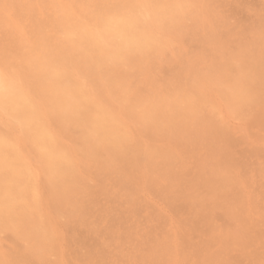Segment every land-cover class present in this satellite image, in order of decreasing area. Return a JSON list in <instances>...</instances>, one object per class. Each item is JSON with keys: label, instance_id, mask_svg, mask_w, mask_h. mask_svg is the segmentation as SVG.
<instances>
[{"label": "rangeland", "instance_id": "1", "mask_svg": "<svg viewBox=\"0 0 264 264\" xmlns=\"http://www.w3.org/2000/svg\"><path fill=\"white\" fill-rule=\"evenodd\" d=\"M0 1H1L0 4H2V5H0V15L3 16V17L2 16L0 17V58H1L0 59V80H1L0 81V87L4 86V84H5V86L3 88L1 87L2 89L0 91V96L2 98H4V99H2L0 97V104H1L0 105V110H1L0 111V113H1L0 114V141H1L0 142V146H1L0 147V149H1L0 150V162H1L0 163V199H1L0 200V206L2 204V207H3V208L0 207V223H1L0 224V264H7V263H9V264H19V263L20 264H27V263L28 264H128V263L133 264V262H134V264H144L145 262H146L145 264H264V256H263L264 255L263 254L264 253V106H263L264 105V103H263L264 102V66H263L264 65V0H187V2H186V0H181V2H180V0H173V1L172 0H169V1L168 0H161V1L156 0V1H158L157 3L155 0H151L152 3H150L149 0H134V1L133 0H120V1L119 0H97V2H96V0H92V2H91V0H89V3H88V0H78V1L77 0L76 1L75 0H16V1L15 0H0ZM183 1H185V3ZM51 2H52V4H51ZM54 2H55V4H54ZM104 2H105V4H104ZM106 2L108 3V5L106 4ZM133 2H136L137 8H136V4ZM159 2H160V5H159ZM59 3H60V5H58ZM96 3H99V4H97L98 6L96 5ZM122 3L126 7L124 5H122ZM186 3H187V5H184ZM73 4L76 6V8H74L75 6ZM79 4H81L82 7ZM134 4H135V7H134ZM138 4L140 6H138ZM156 4L158 5V8L156 7ZM167 4H169L168 5L169 7L167 6ZM173 4L177 5V6L175 7ZM6 5H8V6H6ZM66 5L68 7H66ZM148 5H149V7H148ZM5 6L7 7L8 12H7V9ZM33 6H34V8H32ZM105 6H106V8H104ZM150 6H152V7H150ZM178 6H179V8H178ZM56 7L58 9H56ZM80 7H81V9H80ZM124 7L126 8L127 11L125 10ZM155 7L157 8V10ZM181 7H184V9ZM82 8H84L83 11H85V13L84 12L83 13L85 15L80 13V12H82ZM110 8H111V10L108 11V9H110ZM134 8H136V9H134ZM154 8L156 11L154 10ZM164 8H166V9H164ZM3 9H5L6 11H4ZM52 9H53V11H52ZM102 9L104 12L102 11ZM105 9H107V10H105ZM116 9H118V11ZM131 9H133V10H131ZM28 10H30V11H28ZM63 10H66V11L68 10V11L65 12ZM123 10H125V11H123ZM183 10H185L187 12H185V11L183 12ZM191 10H193V11H191ZM115 11H116V13H118L119 11L120 12H119V14L116 15V13L114 14ZM128 11H129V13H128ZM131 11L133 12V14ZM135 11H136V15H135ZM159 11H160V14H162V15H159ZM4 12L9 13V14H4ZM13 12H14V14H12ZM29 12H31V13H29ZM56 12L59 14L56 15ZM108 12H110V13H108ZM138 12H140V13H138ZM122 13H123V15H122ZM163 13H165V14H163ZM176 13H178L179 15H177ZM188 13H189V15H188ZM11 14L14 16H11ZM138 14H140V15H138ZM142 14H144V15H142ZM182 14H184V16ZM62 15L63 16L65 15V17H63ZM78 15H80V16H78ZM95 15H96V17H95ZM118 15L119 16L121 15L124 18L121 16H120L121 17L120 18ZM129 15L130 16L132 15V17H130ZM134 15H135V17L137 16V18L133 17ZM174 15L176 17H174ZM113 16L115 18H113ZM160 16H161V19L164 17V20L162 19L161 22L159 21ZM125 17H127V18H125ZM145 17H146V19H145ZM156 17L158 18V20L156 19ZM169 17H171V18H169ZM181 17H183L185 19H183ZM39 18H41V19H39ZM63 18H65V20ZM69 18H71V19H69ZM112 18L115 20V22L113 21ZM172 18H174L175 20L177 19L178 21L176 20L177 21L176 22L174 19L172 20ZM67 19H69V20H67ZM96 19H97V21H96ZM127 19H129V20H127ZM135 19H136V21H135ZM180 19H181V21H180ZM116 20H119V22L121 24L119 22H117ZM125 20L127 21L126 23H125ZM138 20H140V21H138ZM165 20L168 22H166ZM169 20L172 23L169 22ZM48 21H50V22H48ZM66 21H67V23H66ZM173 21H175V22H173ZM9 22H11V23H9ZM15 22H17V23H15ZM36 22L39 24L37 25ZM56 22L60 23V25L58 23L56 25ZM70 22H72V25ZM108 22H110V23H108ZM155 22L157 23V25ZM144 23H146V24H144ZM161 23H162V25H161ZM166 23L168 25H166ZM20 24H21V26H20ZM116 24H117V26H116ZM126 24H128V25H126ZM49 25H50V27H49ZM131 25L134 26V28L131 27ZM158 25H159V27L160 26L161 27L159 28ZM169 25L171 28H169ZM173 25H175V26H173ZM62 26H63V29H62ZM126 26H127V28H126ZM138 26H139V29H137ZM163 26L165 27V29ZM21 27H22V29H21ZM71 27H72V29H71ZM113 27H114V29H113ZM135 27H137L136 30H138V31H135ZM13 28L16 31H14ZM77 28H79L80 30L79 29L77 30ZM108 28H111L113 31L111 29H108ZM167 28H168V30H167ZM124 29H125V31H124ZM157 29H159V30H157ZM23 30H24V32H23ZM65 30H67V31L65 32ZM108 30H110V31H108ZM130 30H131L132 34H131V32H129ZM146 30H148V31H146ZM45 31L47 32L46 34H45ZM97 31H98V34H97ZM134 31H135L136 35H134ZM158 31L161 33H158ZM167 31H171L172 33L167 32ZM67 32H68V34H67ZM73 32H75V33H73ZM83 32H85L86 34ZM127 32H129V34H127ZM150 32H151V34H149ZM164 32H166L167 34H165ZM39 33H40V37H39ZM42 33H44V35ZM54 34H55V36H54ZM145 34H147V36ZM33 35L35 37H33ZM113 35L114 36L116 35V36L114 37ZM128 35H130V36H128ZM102 36H104V37H102ZM59 37H60V39H59ZM120 37H122L123 39ZM142 37H145V38L142 39ZM23 38H24V40H23ZM46 38H48V39H46ZM126 38H128V39H126ZM33 39H34V41H33ZM80 39L81 40L83 39L84 42H83V40L80 41ZM49 40L51 42H49ZM60 40H62V41H60ZM72 40L74 41V44H72L73 43ZM104 40H106V41L103 43ZM108 40H110V41H108ZM124 40L128 41L127 42L128 46ZM141 40H142V42H141ZM144 40L146 42H143ZM23 41H24V44H23ZM46 41H47V43H46ZM149 41H151V42H149ZM39 43H41V44H39ZM77 43L79 46L77 45ZM90 43H92V45ZM108 43H110L111 46H113V45L114 46L108 47V45H110ZM112 43H113V45H112ZM129 43H133V44L129 45ZM148 43L149 44L151 43V44L146 45ZM53 44L54 45L57 44V46H53ZM58 44H60V46ZM89 44L91 45V47H89L90 46ZM167 44H168V47H166ZM38 45H40V46H38ZM66 45H67V47H65L66 48L65 49L64 46H66ZM75 45H77V46H75ZM81 45H82V47H81ZM86 45L89 48L86 47ZM154 45H155V48H154ZM139 46H141L142 49ZM148 46L150 47L151 50L149 49ZM223 46H224V48H223ZM58 47L59 48L61 47L62 49H59ZM99 47H101V48H99ZM151 47H153V48H151ZM220 47L223 48V50ZM97 48H99V49H97ZM104 48L107 49V51H105ZM108 48H110V49H108ZM112 48H114V49L116 48L117 51L112 49ZM120 48H121V50H120ZM146 48L148 49L149 52L146 51L147 50ZM61 50H63V51H61ZM66 50L72 51V52H68ZM92 50L94 51L93 53H92ZM128 50H129V52H127ZM160 50L162 51V53L160 52ZM55 51H57V52H55ZM140 51H142V52H140ZM45 52H46V54H45ZM122 52H123V54H122ZM130 52H133V53L130 54ZM154 52L158 56H156ZM107 53H110V54H107ZM98 54H100V55H98ZM125 54H127L128 56ZM45 55H47L48 57ZM102 55H104V56H102ZM105 55H107V56H105ZM140 55L143 58H141ZM60 56H61V58H60ZM78 56H79V58H77ZM90 56H92V57L94 56V57L92 58ZM116 56H118V57H116ZM257 56L260 57L261 59L262 58L263 59L261 60ZM36 57L38 58V60H35V59H37ZM53 57H55V58H53ZM71 57H73V59ZM74 58H75V60H74ZM110 58H113V59H110ZM231 58H233V59H231ZM12 59H14V60H12ZM15 59H19V60H15ZM64 59H65V61H63ZM123 59H128V60H123ZM130 59L133 61L131 62ZM223 59L227 60L226 63H225V61H221ZM229 59L232 60L231 63H230ZM238 59H239V61H238ZM27 60H29V61H27ZM60 60L63 62V64ZM1 61H3V62H1ZM5 61L7 63H5ZM121 61H122V65L120 64ZM237 61L240 63H238ZM247 61L250 63L249 65H248ZM100 62H101V64H100ZM115 62H116V65H115ZM234 62H236L235 64L237 66H235ZM257 62H259V63H257ZM27 63H29V64H27ZM45 63H46V66H45ZM241 63H244V65ZM47 64H48V67H47ZM106 64H107V66H106ZM112 64H114V65H112ZM223 64L225 65V67L229 64L228 67H230V68H227V67L225 68L224 66H222ZM12 65L15 67L13 68ZM35 65H36V67H35ZM117 65H118V67H117ZM216 65L219 68H217ZM43 66L47 69V71H46V69L42 68ZM90 66L93 67L94 69L91 68ZM220 66H222V67H220ZM246 66H248V67H246ZM252 66H253V68H251ZM254 66H256V67H254ZM78 67H80V68L78 69ZM207 67L208 68L211 67L210 69H212V67H213V69L209 70ZM73 68H75V69H73ZM102 68H103V70H101ZM107 68H108V70H107ZM248 68L252 69L254 72L252 70H251L252 72H250V70ZM262 68H263V71L261 70ZM53 69H54V71H53ZM84 69H86V70H84ZM99 69H100V71H97ZM222 69H223L224 73L222 72ZM225 69H227V70H225ZM245 69H246V72L244 71ZM16 70H18L19 73H17ZM44 70H45V73H44ZM106 70H107V72H105ZM52 71L54 72V74L55 73L56 74L53 75ZM60 71H62V72L60 74H58L57 72H60ZM204 71L205 72L209 71V72L205 73ZM79 72H81L82 74H80ZM92 72H94V73L96 72V73L94 74ZM188 72H190V73H188ZM219 72H221L223 74H221ZM259 72H261V73H259ZM20 73H22V74L20 75ZM71 73L73 75H71ZM236 73L239 75V77H238V75H236ZM248 73H249V75H248ZM34 74H37V75L33 76ZM50 74H52V75H50ZM193 74H194V76H193ZM226 74H227V76H226ZM253 74H254V76H253ZM59 75H61V76H59ZM195 75H196V77H195ZM211 75H213L214 78L215 77L216 78L214 79L213 76H211ZM241 75H243V76H241ZM52 76L53 77L55 76L56 78L55 77L53 78ZM198 76H200V77L198 78ZM40 77H41V79H40ZM42 77H44V79ZM209 77H211V79H209ZM222 77H223V79H222ZM21 78H23V79H21ZM185 78H187V79H185ZM195 78L197 80H194ZM200 78H203V80ZM25 79H26V81H25ZM52 79H55V80L52 81ZM213 79H214V81H213ZM220 79H221V81H220ZM33 80H34V82H33ZM56 80H57V82H56ZM110 80H112V81H110ZM210 80H212V81H210ZM215 80L217 82H215ZM243 80H245V81H243ZM113 81L114 82L116 81V82L114 83ZM45 82L48 85L45 84ZM184 82H186V83H184ZM188 82L190 84H188ZM218 82L222 85H218ZM222 82H225V84ZM240 82L242 83V85ZM248 82H250V83L248 84ZM8 83L11 84V86L6 85ZM175 83H177V84H175ZM211 83H213V84H211ZM226 83H228V84H226ZM18 84H20V85H18ZM53 85H55V87H53ZM160 85H162V86H160ZM165 85H167V87ZM188 85H190V87ZM193 85L195 87H193ZM225 85H226V88H225ZM245 85H246V87H245ZM27 86H29V87H27ZM43 86H45V87L43 88ZM120 86H122V87H120ZM154 86H156V87H154ZM158 86H160V87H158ZM217 86H220V88ZM15 87H17L18 89H16ZM41 87H42V89H41ZM46 87L48 89H46ZM157 87H158V89H157ZM180 87H183L180 89L181 92L178 90V88H180ZM7 88L9 89V91ZM29 88L33 89V90L31 91ZM83 88H84V90H83ZM123 88H126V90H124ZM191 88H192V90H191ZM195 88H197L198 91H196ZM238 88H239V90H238ZM254 88H256L255 89L256 91L254 90ZM23 89H26V90H23ZM59 89H61V90L59 91ZM115 89H117V90H115ZM129 89H131V91ZM132 89H133V91H132ZM221 89H223V90H221ZM249 89L251 90V92L248 91ZM34 90H36V91H34ZM66 90H68V91H66ZM108 90H110L112 93ZM118 90H120V91H118ZM225 90L227 92H225ZM52 91H54V92H52ZM63 91H65V92H63ZM99 91H100V93H99ZM102 91H103V93H102ZM115 91H117V92H115ZM126 91H128V92L126 93ZM134 91L136 94H134ZM155 91L158 94H155ZM220 91H222L223 95L220 94L221 93ZM21 92L23 95L21 94ZM37 92H39V93L42 92L41 94L43 96ZM76 92L78 93V95ZM108 92H110L112 95ZM118 92H121V94H119ZM130 92H131V94H130ZM175 92H177L179 94L176 95L177 93H175ZM216 92H217V94H216ZM228 92L231 94L229 95ZM237 92H238V94H237ZM13 93H14V95L12 96L11 94H13ZM34 93H36V94L34 95ZM43 93H45V94H43ZM115 93H117V94H115ZM124 93L126 95H124ZM153 93L155 95H153ZM173 93H175V94H173ZM16 94H17V96H16ZM72 94H75V96L73 97ZM99 94H100V96H99ZM113 94H115V95H113ZM144 94H146V95H144ZM191 94H193V95H191ZM253 94H254V96H253ZM4 95H7V96H4ZM39 95H40V97H39ZM135 95H137V96H135ZM140 95H141V97H140ZM23 96L26 98H24ZM32 96H35V98ZM64 96H65V98L63 99L62 97H64ZM82 96H84V97H82ZM117 96H119V97L116 98ZM131 96H133V97H131ZM146 96L148 97V99ZM192 96H194V98ZM18 97L19 98L22 97V98L19 99ZM48 97H49V99H48ZM99 97H100V99H99ZM40 98H42L41 101H43L44 104H43V102L40 101ZM66 98H68V99H66ZM119 98L120 99L122 98V100H120ZM140 98L142 101H140ZM190 98H191V100H190ZM206 98H208V99L204 101V99H206ZM232 98H234V99H232ZM65 99L69 102V104ZM101 99L104 101H102ZM135 99H136V101H135ZM153 99H155V100H153ZM4 100H6V101H4ZM144 100H145V102H144ZM161 100L163 101L164 104L161 102ZM181 100H183V102H186L187 100H189V101H187L189 104L185 105L183 102L182 103L180 102ZM208 100H209V104H207ZM261 100H263V101H261ZM70 101H72V102L70 103ZM84 101H85V103H84ZM88 101L90 103L93 102V103H91L92 105H90V103ZM115 101L117 102V104ZM192 101H194V102H192ZM21 102L22 103L24 102L23 103L24 107H23V105H20V104H22ZM53 102H55V103H53ZM64 102H65V106H64ZM73 102H74V104H72ZM105 102L107 104H105ZM131 102H132V104H131ZM122 103H123L124 107H123ZM129 103H130V105H129ZM136 103L138 104L137 106H136ZM179 103H181V104H179ZM60 104L62 105V107ZM66 104L69 107H67ZM110 104H111V107L113 106L112 107L113 109H111L110 106H108ZM192 104H193V106H192ZM210 104H211V106H210ZM226 104H227V106H226ZM257 104H258V108H257ZM45 105H46V107H44ZM105 105H107V106H105ZM159 105H161V106H159ZM190 105H191V107H190ZM5 106H7V108ZM52 106H54L53 109H52ZM92 106H93V110H92ZM98 106H100V107H98ZM119 106H121V107H119ZM125 106H127V107H125ZM131 106H132V108H131ZM142 106H143V108L145 107L144 108L145 110H143V111H141ZM164 106H165V109L163 108ZM225 106H226V108H225ZM259 106H261V107H259ZM64 107H66V108L64 109ZM122 107H123V109H122ZM185 107H187V108H185ZM192 107H194L193 109L195 111L192 110ZM33 108H35V110ZM43 108H45L49 111L47 112V110H45ZM108 108H110V109H108ZM207 108H209V109L207 110ZM248 108H250V109H248ZM5 109H6V112H5ZM50 109H52V110H50ZM71 109H73V112H71L72 111ZM116 109H118V110H116ZM121 109L125 113H123V111ZM126 109L129 110L128 113H127ZM154 109H155V111H154ZM183 109H186V110H183ZM214 109H216V110H214ZM256 109L259 111H257ZM53 110H54V112H53ZM91 110H92V112L90 113L89 111H91ZM138 110H139V112H138ZM181 110H183V111H181ZM235 110L238 112L237 114H235L236 113ZM250 110H252V111H250ZM260 110L263 112V114ZM67 111H68V113H67ZM163 111H164V113H163ZM228 111H230V112H228ZM231 111H232V113H231ZM9 112H10V114H9ZM46 112H47L48 116H47V114L45 115ZM81 112H82V114H81ZM87 112H88V115H85V114H87ZM93 112H95V115ZM106 112L108 114H111V116L108 115ZM159 112H161V113H159ZM210 112H212L213 114L210 115ZM51 113H54V115ZM61 113L64 115H62ZM118 113H119V115H118ZM254 113H255V115H254ZM67 114H68V116L66 118ZM106 114H107V116H106ZM146 114L148 115L149 118L146 117L147 116ZM165 114L167 116H165ZM4 115H6V117ZM11 115H12V117H11ZM15 115H17V118ZM103 115H105V118ZM181 115H182V117H181ZM61 116H62V119H60ZM71 116L74 118H72ZM218 116L220 117V119ZM231 116L232 117L234 116L236 119L234 117L232 119ZM64 117L66 119H68V120H66L67 122L65 121ZM81 117H82V119H81ZM125 117H126V119H125ZM6 118L8 120H6ZM107 118L110 120H108ZM135 118L137 119L136 121H135ZM163 118H165V119L163 120ZM39 119H40V121H42L43 124L40 123ZM46 119H48L49 122ZM51 119H52V121H51ZM143 119H144V121H142ZM152 119H154L153 122H152ZM73 120H76V121L72 122ZM126 120L129 122H127ZM162 120H163V122H162ZM112 121H114V122H112ZM119 121H120V123H122V121H123V123H122L123 125L119 124ZM237 121H238V123H236ZM244 121H246V122H244ZM53 122H54V124L52 125ZM68 122L72 123V125L69 124ZM106 122H107V124H111V125H108L110 127L106 126L107 125V124H105ZM241 122H244V123H241ZM5 123H7V124H5ZM76 123H78V124H76ZM87 123L88 124L90 123V124L88 125ZM99 124H101L102 126H100ZM166 124H167V127H166ZM244 124H246V125H244ZM247 124H248V126H247ZM78 125L80 127H78ZM223 125H225L227 127L225 128ZM40 126H41V129L43 131L39 130ZM122 126H124L125 129ZM140 126H141V128H144V130L141 129L143 131L139 130ZM192 126H193V129H192ZM261 126H262V128H261ZM72 127H74V128H72ZM91 127H94L95 129L94 128L92 129ZM179 127H180V129H179ZM181 127H183V128L181 129ZM234 127H236V128H234ZM252 127H253V129H252ZM12 128H14V129H12ZM166 128H167V130H166ZM237 128H239V129H237ZM97 129H99V130H97ZM186 129H187V131H186ZM247 129H249V130H247ZM63 130H65V131H63ZM86 130H88V133ZM111 130H112V132H111ZM113 130H115V131H113ZM155 130H156V132H155ZM159 130H160V132H159ZM229 130H230V132H229ZM234 130H235V132H234ZM261 130H263V132H261ZM225 131H226V133H225ZM23 132L26 134H24ZM30 132H32V133H30ZM105 132L107 133L106 134L107 136H105ZM117 132H118V134H117ZM185 132H186V134H185ZM246 132H247V134H246ZM1 133H2V135H1ZM36 133H37V135H36ZM169 133H170V135H169ZM180 133H181V135H180ZM201 133H203V134H201ZM17 134L19 136H16ZM44 134H46L47 137L44 136ZM64 134H66V135H64ZM140 134H142V135H140ZM35 135H36V138H35ZM147 135L148 136L150 135L149 136L150 138ZM155 135H157V136H155ZM160 135L163 137H161ZM24 136L26 137V139ZM75 136L77 139H75ZM81 136H83V137H81ZM114 136H116V138ZM181 136H182V138H181ZM71 137H72V139H71ZM108 137H110V139H108ZM123 137H125V138L123 139ZM168 137H169V139H167ZM176 137L178 139H176ZM21 138L22 139L24 138L25 140L24 139L22 140ZM231 138H232V140H231ZM256 138L258 139L259 142L257 141ZM38 139H41V140L39 141ZM111 139H113V140H111ZM148 139H150L151 141ZM194 139H195V141H194ZM227 139H228V141H227ZM229 139H230L231 143H229ZM19 140H20V142H19ZM49 140H52V143H51V141L49 142ZM165 140H167V141H165ZM34 141H36V142L34 143ZM173 141H175L174 142L175 145L173 144ZM31 142H32V144H31ZM47 142H48V144H47ZM73 142H74V145L76 147L73 145ZM23 143H25V144H23ZM78 143L80 146L78 145ZM81 143L83 145H81ZM135 143L138 145H136ZM227 143H229V144H227ZM259 143H261V145ZM88 144H91V145H88ZM121 144H123V145H121ZM141 144L143 145V147ZM9 145L11 147H9ZM21 145L23 147H21ZM35 145H36L35 149L37 150V152L35 149H33L35 147ZM52 145H54V147H52ZM133 145H136V146H133ZM177 145H178V147H177ZM228 145L230 148L228 147ZM2 146H4V147H2ZM99 146L101 149L99 148ZM108 146H112V147H108ZM139 146H140V148H139ZM158 146H161V147H158ZM180 146H182V147H180ZM12 147L16 148V149L14 150ZM74 147H75V149H74L75 151L73 150ZM78 147H80V148H78ZM58 148H60V149H58ZM148 148L150 150H148ZM158 148H159V150H158ZM9 149H10V151H9ZM44 149H46L47 152ZM48 149H49L50 153H49ZM78 149L80 150V152ZM89 149H91V150H89ZM2 150H4V151H2ZM105 150H110L112 153L110 151H105ZM138 150H140V151H138ZM147 150H148V152H147ZM33 151H35V154ZM51 151L53 153H51ZM153 151H154V153H153ZM167 151H170L172 153H167ZM190 151L192 153H190ZM16 152H17V154H16ZM31 152H33V154ZM160 152H162L163 154L161 155ZM211 152H214V153H211ZM80 153H81V155H80ZM125 153H126V155H125ZM47 154H49V155H47ZM55 154H59V155L55 156ZM77 154H79V155L77 156ZM91 154H94V155H91ZM95 154H98L99 156L98 155L96 156ZM154 154H156V155H154ZM16 155L18 156V158ZM22 155H23V157H22ZM35 155H37L39 158ZM60 155H62L63 157H61ZM33 156H35V160H34ZM79 156L82 157V159ZM108 156H110L111 159L108 158ZM113 156H115V157H113ZM152 156H154V157H152ZM156 156H158L159 158H157ZM162 156H166L169 159L166 157L163 158ZM176 156H177V160L175 158ZM210 156H211V158H209ZM49 157L51 160L48 159ZM160 157H162V158H160ZM11 158H12V160H11ZM27 158H28V160H27ZM40 158H43L45 161L47 160V162H44V160L41 159L42 160L41 164H43V165L47 164L46 166H42L40 164V162H39V161H41ZM61 158L65 162H62ZM85 158L88 161L84 160ZM14 159H16V160H14ZM52 159H54V160L56 159V160L53 161ZM57 159H59V160H57ZM64 159H66V160H64ZM90 159H93V160H90ZM154 159L156 160V162ZM181 159H183V160H181ZM1 160H3V161H1ZM131 160H132V162H131ZM150 160H152V162ZM168 160H169V162H168ZM5 161L8 163H6ZM15 161H16V164H15ZM108 161H110V162H108ZM153 161H154V163H153ZM215 161H216V163H215ZM12 162H13V164H12ZM80 162H82V163L80 164ZM99 162H100V164H99ZM125 162H127V163H125ZM186 162L188 163L187 165H186ZM194 162H196V163H194ZM93 163H95L97 166ZM102 163H104V164H102ZM106 163H110V164L106 165ZM117 163L120 165H118ZM181 163H183V164H181ZM24 164H26V165H24ZM68 164H70L71 166ZM193 164H194V166H193ZM184 165L187 167H185ZM227 165H230V166L227 167ZM19 166L22 169H20ZM108 166H110V167H108ZM149 166H150V169H149ZM151 166H153V168ZM23 167H25V168H23ZM119 167H121V169ZM234 167H235V169H234ZM10 168H11V171L8 170ZM46 168H48V169H46ZM35 169H36V171H34ZM94 169H96V170H94ZM155 169H157V171ZM186 169H188V170H186ZM216 169H218V170H216ZM24 170L25 171L27 170V171L25 172ZM99 170H100V172H99ZM158 170H160V171H158ZM179 170H181V172H179ZM230 170L234 171L235 173L232 171L230 172ZM3 171H5L6 173ZM16 171H18V172H16ZM59 171H61V172H59ZM171 171H172V174H171ZM205 171H206V174H205ZM213 171H215V172H213ZM10 172H13V173L9 174ZM42 172L44 173L43 175H45V176L41 175ZM97 172H99V173H97ZM199 172H200V174H199ZM14 173H16V174H14ZM49 173H51V174H49ZM62 173H63V176L61 175ZM108 173H110V174H108ZM112 173H114V174H112ZM150 173H152V174H150ZM158 173H159V177H158ZM174 173L176 176L174 175ZM48 174L51 175V177H53V178L48 176ZM56 174H57V176H55ZM58 174H60L61 176ZM66 174H69L70 177H68V175H66ZM87 174H89L90 176ZM151 175H152V178H151ZM205 175H207V176H205ZM1 176L5 177L6 179L2 178ZM7 176H8V178H7ZM10 176H11V178H10ZM42 176L46 177L47 180L42 178ZM78 176H79V178H78ZM148 176H150V177H148ZM234 176L236 177V179ZM244 176H245V178H244ZM16 177H17V179H15ZM57 177H58V180H57ZM108 177H110V178H108ZM118 177H120V178L118 179ZM48 178H49V180L50 179L51 180L49 181ZM63 178H65V179H63ZM116 178H117V180H115ZM149 178L151 180L150 183H149ZM161 178H162V180H161ZM207 178L208 179L210 178L211 182H209L210 180H208ZM227 178H229V179H227ZM74 179H75V181H74ZM147 179H148V181H147ZM153 179H154V181H152ZM225 179H227V180H225ZM9 180H11V181H9ZM79 180H80V182H79ZM118 180H119V182H118ZM158 180H159V183H158ZM163 180L165 183L163 182ZM43 181H48L50 183L47 182L48 183L47 187H44L47 183L44 182L45 185H42V184H44ZM13 182L16 184L14 185ZM228 182L231 186L228 184ZM232 182L234 184H232ZM6 183H7V185H6ZM143 183H144V185H143ZM177 183H180V185ZM224 183H225V185H223ZM243 183L246 184L245 185L246 187H244ZM9 184H10V186H9ZM22 184H23V187H22ZM32 184L34 185V187ZM68 184H70V186ZM123 184L124 185L126 184V186H124ZM220 184H222L223 186H220ZM5 185L9 189L6 188ZM50 185L52 188L50 187ZM64 185H66V186H64ZM132 185H134V186H132ZM234 185H236V186H234ZM247 185H249L250 187L248 186L249 187L248 188ZM48 186H49V188H48ZM62 186H64V187H62ZM20 187L22 188L23 191L20 189ZM66 187L68 189H66ZM73 187L75 190L77 189L75 195H74L75 190L73 191V189H72ZM175 187H176V189H175ZM211 187L212 188L214 187V188L212 189ZM237 187H238V189H237ZM45 188H46V192L44 190ZM54 188H56V189H54ZM124 189L126 192L124 191ZM127 190H129V192ZM243 190H244V192H243ZM252 191L254 192V194L252 193ZM7 192H9V193H7ZM47 192H49V193H47ZM116 192H117V194H116ZM230 192H231V194H230ZM31 193H34V194H31ZM51 193H52V195H51ZM69 193H70V195H69ZM122 193H124V194H122ZM247 193H248V195H246ZM48 194L50 196L54 195L53 196L54 198L51 197V199H49L50 196ZM58 195H60V196H58ZM78 195H80V196H78ZM45 196L47 197V200H46ZM63 196H65V197H63ZM34 197L36 200L33 199ZM142 197L145 199H143ZM242 197L245 199L243 200ZM22 199H23V201H22ZM8 200H9V202H8ZM73 200L76 202H74ZM80 200H82V202ZM46 201L49 203H46ZM50 201H51V203H50ZM90 201L92 202V204L90 203ZM248 201H249V203H248ZM13 202H14L15 206L11 205V203L13 204ZM27 202H29V203H27ZM147 203H149V204H147ZM215 203H216V205H215ZM245 203H246V205H245ZM247 203L250 206V208L247 206ZM253 203H254V205H253ZM7 204H9V205H7ZM23 204H25V206ZM29 205H32V206H29ZM43 205H45V206L43 207ZM157 205H159V206H157ZM12 207L14 208L13 211H12ZM83 207H85V208H83ZM6 208H9V209L5 210ZM27 208L28 209L31 208V209L28 210ZM46 208L48 209V211ZM246 208H249V209H246ZM33 209L36 211L38 210V211L35 212ZM88 209H89V211H87ZM256 210H258V211H256ZM31 211H33V212H31ZM23 212L26 214H24ZM48 212H49V214H48ZM204 212H205V214H204ZM246 212H247V214H246ZM252 214H253V220L254 221L251 219ZM24 215H26V216H24ZM53 216H55L56 218ZM171 217H173L174 220ZM232 217H234V218H232ZM40 218H41V220H40ZM249 218H250V220H249ZM48 219H49V221H48ZM163 219H165V220H163ZM214 219L216 221H214ZM234 219H235V221H234ZM258 219H259V221H258ZM262 219H263V221H262ZM32 220H34V221H32ZM35 220H36V222H35ZM42 220L44 223L42 222ZM172 221H174V222H172ZM175 222H177V223H175ZM8 223H10V224H8ZM43 224H45V225L43 226ZM12 226L15 228L13 229ZM177 226H178V228H177ZM218 227H219V230H218ZM17 228H19V229H17ZM188 228H190V229L188 230ZM193 228H194V230H193ZM55 231H56V233H55ZM179 232H180L181 237L179 235ZM185 232L186 233L188 232L189 234L188 233L186 234ZM177 234L179 235L178 237H177ZM51 235H53V236H51ZM227 237H228V239H227ZM252 237H253V239H252ZM21 238H23V239H21ZM20 239H21V241H20ZM255 239H256V241L258 239V241L256 242ZM166 240H167V242H166ZM178 240H179V242H178ZM180 240H182V242H180ZM185 240L186 241L190 240L189 244H188V242L186 243ZM219 240H220V242L222 241L221 243L223 245L221 243H219ZM259 241H260V244H259ZM183 242H185V243L183 244ZM63 243L66 245H64ZM228 243H229V245H228ZM241 243H242V245H241ZM152 244L155 246H153ZM30 245H33V246H30ZM171 245H173V246H171ZM192 245H193V247H192ZM36 246H37V248H36ZM45 246H46V250H45ZM187 246H189V247H187ZM202 246H203V248H202ZM155 247L157 249H155ZM177 247L182 248V249H179ZM209 247H210V249H209ZM233 247H235V248H233ZM66 248H68L67 249L68 251L66 250ZM161 250H162V252H161ZM223 250H224V252H223ZM64 251H65V254H64ZM66 251L68 252V254ZM16 252H17V254H16ZM179 252H180V254H179ZM217 252H218V254H217ZM152 253H153V255H152ZM170 253H171V255H170ZM194 253H195V255H194ZM260 254H262V256ZM63 255H65V256H63ZM66 255H67V257H66ZM148 255H149V257H148ZM125 256H126V258H125ZM191 256L194 258H192ZM8 257H10L11 260ZM31 257H32V259H31ZM56 257H57V260H54V259H56ZM252 257H253V259H252ZM132 258H133V260H132ZM12 259L15 260V262ZM65 259H67V260L65 261ZM159 259H161V260H159ZM16 260H17V262H16ZM137 260L139 263L137 262ZM214 260H215V263H214ZM74 261H75V263H74ZM180 261H183L184 263L183 262L181 263ZM224 261H225V263H224ZM174 262H176V263H174Z\"/></svg>", "mask_w": 264, "mask_h": 264}, {"label": "bare ground", "instance_id": "2", "mask_svg": "<svg viewBox=\"0 0 264 264\" xmlns=\"http://www.w3.org/2000/svg\"><path fill=\"white\" fill-rule=\"evenodd\" d=\"M15 1H16V0H15ZM75 1H76V0H75ZM77 1H78V0H77ZM119 1H120V0H119ZM133 1H134V0H133ZM149 1H150V3H152L151 0H149ZM155 1H156V0H155ZM160 1H161V0H160ZM168 1H169V0H168ZM172 1H173V0H172ZM0 2H1V1H0ZM65 2H66V1H65ZM79 2H80V1H79ZM91 2H92V0H91ZM96 2H97V0H96ZM113 2H114V1H113ZM126 2H127V1H126ZM146 2H147V1H146ZM153 2H154V1H153ZM157 2H158V1H156V3H157ZM180 2H181V0H180ZM183 2L185 3V1H183ZM186 2H187V0H186ZM8 3H9V2H8ZM31 3H32V2H31ZM40 3H41V2H40ZM44 3H45V2H44ZM84 3H85V2H84ZM88 3H89V0H88ZM94 3H95V2H94ZM116 3H117V2H116ZM118 3H119V2H118ZM133 3L136 4V2H133ZM133 3H132V4H133ZM148 3H149V2H148ZM154 3H155V2H154ZM163 3H164V2H163ZM168 3H169V2H168ZM172 3H173V2H172ZM13 4H14V3H13ZM51 4H52V2H51ZM54 4H55V2H54ZM90 4H91V3H90ZM97 4H99V3H96V5H97ZM100 4H101V3H100ZM104 4H105V2H104ZM106 4L108 5L107 2H106ZM125 4H126V3H125ZM135 4H134V7H135ZM146 4H147V3H146ZM181 4H182V3H181ZM0 5H2V4H0ZM3 5H4V4H3ZM56 5H57V4H56ZM58 5H60V3H59ZM62 5H63V4H62ZM73 5H74V4H73ZM76 5H77V4H76ZM79 5L81 6V4H79ZM79 5H78V6H79ZM91 5H92V4H91ZM101 5H102V4H101ZM107 5H106V6H107ZM122 5H124V4L122 3ZM127 5H128V4H127ZM150 5H151V4H150ZM152 5H153V4H152ZM159 5H160V2H159ZM168 5H169V4H167V6H168ZM170 5H171V4H170ZM173 5H174V4H173ZM179 5H180V4H179ZM184 5H187V3L184 4ZM184 5H183V6H184ZM6 6H8V5H6ZM6 6H5V7H6ZM37 6H38V5H37ZM39 6H40V5H39ZM50 6H51V5H50ZM74 6H75V5H74ZM94 6H95V5H94ZM97 6H98V5H97ZM106 6H105L104 8H106ZM124 6H125V5H124ZM128 6H129V5H128ZM138 6H140V5L138 4ZM174 6L176 7L177 5H174ZM180 6H181V5H180ZM40 7H41V6H40ZM47 7H48V6H47ZM59 7H60V6H59ZM63 7H64V6H63ZM66 7H68V6L66 5ZM81 7H82V6H81ZM81 7H80V9H81ZM83 7H84V6H83ZM88 7H89V6H88ZM88 7H87V8H88ZM95 7H96V6H95ZM117 7H118V6H117ZM125 7H126V6H125ZM125 7H124V8H125ZM129 7H130V6H129ZM148 7H149V5H148ZM150 7H152V6H150ZM156 7L158 8V5H157V4H156ZM156 7H155V8H156ZM168 7H169V6H168ZM184 7H185V6H184ZM184 7H181V8L184 9ZM29 8H30V7H29ZM32 8H34V6H33ZM43 8H44V7H43ZM74 8H76V6H75ZM84 8H85V7H84ZM84 8H82V12H80V13H82V14L85 13V11H83ZM99 8H100V7H99ZM102 8H103V7H102ZM104 8H103V9H104ZM112 8H113V7H112ZM118 8H119V7H118ZM130 8H131V7H130ZM136 8H137V4H136ZM136 8H134V9H136ZM155 8H154V10H155ZM157 8H156V10H157ZM161 8H162V7H161ZM178 8H179V6H178ZM6 9H7V7H6ZM35 9H36V8H35ZM56 9H58V8L56 7ZM85 9H86V8H85ZM103 9H102V11H103ZM143 9H144V8H143ZM164 9H166V8H164ZM3 10L6 11L5 9H3ZM41 10H42V9H41ZM50 10H51V9H50ZM50 10H49V11H50ZM92 10H93V9H92ZM105 10H107V9H105ZM110 10H111V8L108 9V11H110ZM116 10L118 11V9H116ZM125 10H126V8H125ZM125 10H123V11H125ZM131 10H133V9H131ZM152 10H153V9H152ZM156 10H155V11H156ZM170 10H171V9H170ZM1 11H2V10H1ZM28 11H30V10H28ZM52 11H53V9H52ZM63 11L67 12L68 10H67V11H66V10H63ZM75 11H76V10H75ZM126 11H127V10H126ZM138 11H139V10H138ZM162 11H163V10H162ZM162 11H161V12H162ZM168 11H169V10H168ZM184 11H185V10H183V12H184ZM188 11H189V10H188ZM191 11H193V10H191ZM7 12H8V9H7ZM39 12H40V11H39ZM41 12H42V11H41ZM44 12H45V11H44ZM58 12H59V11H58ZM65 12H64V13H65ZM83 12H84V13H83ZM103 12H104V11H103ZM119 12H120V11H119ZM119 12L116 13V11H115L114 14L116 13V15H117V14H119ZM131 12H132V11H131ZM140 12H141V11H140ZM140 12H138V13H140ZM145 12H146V11H145ZM149 12H150V11H149ZM151 12H152V11H151ZM164 12H165V11H164ZM176 12H177V11H176ZM179 12H180V11H179ZM181 12H182V11H181ZM185 12H187V11H185ZM29 13H31V12H29ZM49 13H50V12H49ZM86 13H87V12H86ZM90 13H91V12H90ZM93 13H94V12H93ZM93 13H92V14H93ZM99 13H100V12H99ZM108 13H110V12H108ZM123 13H124V12H123ZM123 13H122V15H123ZM128 13H129V11H128ZM156 13H157V12H156ZM174 13H175V12H174ZM1 14H2V13H1ZM4 14H9V13H5V12H4ZM12 14H14V12H13ZM12 14H11V16H14V15H12ZM53 14H54V13H53ZM57 14H59V13L56 12V15H57ZM69 14H70V13H69ZM82 14H81V15H82ZM95 14H96V13H95ZM132 14H133V12H132ZM147 14H148V13H147ZM157 14H158V13H157ZM163 14H165V13H163ZM176 14L179 15L178 13H176ZM180 14H181V13H180ZM186 14H187V13H186ZM37 15H38V14H37ZM41 15H42V14H41ZM41 15H40V16H41ZM43 15H44V14H43ZM84 15H85V14H84ZM93 15H94V14H93ZM96 15H97V14H96ZM96 15H95V17H96ZM106 15H107V14H106ZM124 15H125V14H124ZM135 15H136V11H135ZM135 15H134L133 17H135ZM138 15H140V14H138ZM142 15H144V14H142ZM152 15H153V14H152ZM159 15H162V14H160V11H159ZM182 15L184 16V14H182ZM188 15H189V13H188ZM191 15H192V14H191ZM1 16H2V15H0V17H1ZM8 16H9V15H8ZM62 16H63V15H62ZM78 16H80V15H78ZM97 16H98V15H97ZM104 16H105V15H104ZM104 16H103V17H104ZM114 16H115V15H114ZM114 16H113V18H115ZM118 16H119V15H118ZM120 16H121V15H120ZM120 16H119V17H120ZM125 16H126V15H125ZM129 16H130V15H129ZM153 16H154V15H153ZM166 16H167V15H166ZM180 16H181V15H180ZM185 16H186V15H185ZM2 17H3V16H2ZM57 17H58V16H57ZM63 17H65V15H64ZM111 17H112V16H111ZM121 17H123V16H121ZM121 17H120V18H121ZM130 17H132V15H131ZM149 17H150V16H149ZM157 17H158V16H157ZM157 17H156V19L158 20ZM174 17H176V16L174 15ZM4 18H5V17H4ZM59 18H60V17H59ZM61 18H62V17H61ZM81 18H82V17H81ZM91 18H92V17H91ZM113 18H112V19H113ZM123 18H124V17H123ZM125 18H127V17H125ZM128 18H129V17H128ZM135 18H137V16H136ZM152 18H153V17H152ZM166 18H167V17H166ZM169 18H171V17H169ZM181 18H183V17H181ZM13 19H14V18H13ZM39 19H41V18H39ZM63 19L65 20V18H63ZM69 19H71V18H69ZM69 19H67V20H69ZM88 19H89V18H88ZM97 19H98V18H97ZM97 19H96V21H97ZM100 19H101V18H100ZM106 19H107V18H106ZM112 19H111V20H112ZM132 19H133V18H132ZM145 19H146V17H145ZM162 19L164 20V17H163ZM162 19H161V16H160L159 21L161 22ZM173 19H174V18H172V20H173ZM183 19H185V18H183ZM11 20H12V19H11ZM49 20H50V19H49ZM57 20H58V19H57ZM90 20H91V19H90ZM101 20H102V19H101ZM121 20H122V19H121ZM127 20H129V19H127ZM140 20H141V19H140ZM140 20H138V21H140ZM170 20H171V19H170ZM170 20H169V22H171ZM174 20H175V19H174ZM176 20H177V19H176ZM176 20H175V21H176ZM2 21H3V20H2ZM8 21H9V20H8ZM37 21H38V20H37ZM43 21H44V20H43ZM45 21H46V20H45ZM60 21H61V20H60ZM86 21H87V20H86ZM88 21H89V20H88ZM98 21H99V20H98ZM113 21L115 22L114 19H113ZM116 21L119 22V20H116ZM122 21H123V20H122ZM135 21H136V19H135ZM165 21H166V20H165ZM175 21H173V22H175ZM177 21H178V20H177ZM177 21H176V22H177ZM180 21H181V19H180ZM3 22H4V21H3ZM41 22H42V21H41ZM41 22H40V23H41ZM48 22H50V21H48ZM58 22H59V21H58ZM58 22H56V25H57ZM68 22H69V21H68ZM73 22H74V21H73ZM76 22H77V21H76ZM126 22H127V21L125 20V23H126ZM141 22H142V21H141ZM166 22H168V21H166ZM9 23H11V22H9ZM15 23H17V22H15ZM62 23H63V22H62ZM66 23H67V21H66ZM70 23H71V25H72V22H70ZM80 23H81V22H80ZM97 23H98V22H97ZM108 23H110V22H108ZM108 23H107V24H108ZM111 23H112V22H111ZM119 23H120V22H119ZM119 23H118V24H119ZM135 23H136V22H135ZM155 23H156V22H155ZM155 23H154V24H155ZM171 23H172V22H171ZM171 23H170V24H171ZM182 23H183V22H182ZM36 24L38 25L39 23L36 22ZM51 24H52V23H51ZM58 24L60 25V23H58ZM99 24H100V23H99ZM105 24H106V23H105ZM120 24H121V23H120ZM144 24H146V23H144ZM158 24H159V23H158ZM31 25H32V24H31ZM42 25H43V24H42ZM47 25H48V24H47ZM62 25H63V24H62ZM69 25H70V24H69ZM76 25H77V24H76ZM79 25H80V24H79ZM88 25H89V24H88ZM95 25H96V24H95ZM100 25H101V24H100ZM126 25H128V24H126ZM156 25H157V23H156ZM161 25H162V23H161ZM166 25H168V24L166 23ZM180 25H181V24H180ZM20 26H21V24H20ZM74 26H75V25H74ZM74 26H73V27H74ZM102 26H103V25H102ZM116 26H117V24H116ZM118 26H119V25H118ZM129 26H130V25H129ZM129 26H128V27H129ZM142 26H143V25H142ZM147 26H148V25H147ZM173 26H175V25H173ZM28 27H29V26H28ZM32 27H33V26H32ZM38 27H39V26H38ZM44 27H45V26H44ZM49 27H50V25H49ZM52 27H53V26H52ZM60 27H61V26H60ZM60 27H59V28H60ZM90 27H91V26H90ZM103 27H104V26H103ZM119 27H120V26H119ZM131 27L134 28V26H132V25H131ZM143 27H144V26H143ZM158 27H159V25H158ZM160 27H161V26H160ZM160 27H159V28H160ZM163 27H164V26H163ZM166 27H167V26H166ZM177 27H178V26H177ZM7 28H8V27H7ZM19 28H20V27H19ZM34 28H35V27H34ZM46 28H47V27H46ZM79 28H80V27H79ZM79 28H77V30H78ZM104 28H105V27H104ZM124 28H125V27H124ZM126 28H127V26H126ZM136 28H137V27H135V31H138V30H136ZM169 28H171L170 25H169ZM178 28H179V27H178ZM13 29H14V28H13ZM21 29H22V27H21ZM62 29H63V26H62ZM65 29H66V28H65ZM71 29H72V27H71ZM73 29H74V28H73ZM108 29H111V28H108ZM113 29H114V27H113ZM119 29H120V28H119ZM137 29H139V26H138ZM144 29H145V28H144ZM146 29H147V28H146ZM164 29H165V27H164ZM40 30H41V29H40ZM46 30H47V29H46ZM48 30H49V29H48ZM51 30H52V29H51ZM79 30H80V29H79ZM81 30H82V29H81ZM111 30H112V29H111ZM148 30H149V29H148ZM148 30H146V31H148ZM157 30H159V29H157ZM167 30H168V28H167ZM170 30H171V29H170ZM9 31H10V30H9ZM14 31H16V30L14 29ZM35 31H36V30H35ZM42 31H43V30H42ZM52 31H53V30H52ZM54 31H55V30H54ZM62 31H63V30H62ZM66 31H67V30H65V32H66ZM82 31H83V30H82ZM108 31H110V30H108ZM112 31H113V30H112ZM124 31H125V29H124ZM135 31H134V35H136V34H135ZM172 31H173V30H172ZM174 31H175V30H174ZM23 32H24V30H23ZM32 32H33V31H32ZM118 32H119V31H118ZM129 32H131V30H130ZM129 32H127V34H129ZM167 32L172 33L171 31H167ZM17 33H18V32H17ZM37 33H38V32H37ZM46 33H47V32L45 31V34H46ZM48 33H49V32H48ZM73 33H75V32H73ZM83 33H85V32H83ZM137 33H138V32H137ZM139 33H140V32H139ZM143 33H144V32H143ZM158 33H161V32L158 31ZM164 33L167 34L166 32H164ZM18 34H19V33H18ZM28 34H29V33H28ZM42 34L44 35V33H42ZM52 34H53V33H52ZM63 34H64V33H63ZM65 34H66V33H65ZM67 34H68V32H67ZM70 34H71V33H70ZM70 34H69V35H70ZM80 34H81V33H80ZM85 34H86V33H85ZM97 34H98V31H97ZM99 34H100V33H99ZM101 34H102V33H101ZM122 34H123V33H122ZM125 34H126V33H125ZM131 34H132V32H131ZM149 34H151V32H150ZM168 34H169V33H168ZM175 34H176V33H175ZM43 35H42V36H43ZM48 35H49V34H48ZM59 35H60V34H59ZM82 35H83V34H82ZM103 35H104V34H103ZM140 35H141V34H140ZM140 35H139V36H140ZM145 35L147 36V34H145ZM145 35H144V36H145ZM152 35H153V34H152ZM12 36H13V35H12ZM46 36H47V35H46ZM46 36H45V37H46ZM54 36H55V34H54ZM60 36H61V35H60ZM63 36H64V35H63ZM67 36H68V35H67ZM84 36H85V35H84ZM113 36H114V35H113ZM115 36H116V35H115ZM115 36H114V37H115ZM126 36H127V35H126ZM128 36H130V35H128ZM19 37H20V36H19ZM33 37H35V36L33 35ZM39 37H40V33H39ZM78 37H79V36H78ZM86 37H87V36H86ZM102 37H104V36H102ZM105 37H106V36H105ZM132 37H133V36H132ZM174 37H175V36H174ZM42 38H43V37H42ZM52 38H53V37H52ZM52 38H51V39H52ZM73 38H74V37H73ZM73 38H72V39H73ZM87 38H88V37H87ZM120 38H122V37H120ZM134 38H135V37H134ZM144 38H145V37H142V39H144ZM148 38H149V37H148ZM152 38H153V37H152ZM152 38H151V39H152ZM157 38H158V37H157ZM27 39H28V38H27ZM39 39H40V38H39ZM46 39H48V38H46ZM59 39H60V37H59ZM59 39H58V40H59ZM63 39H64V38H63ZM67 39H68V38H67ZM102 39H103V38H102ZM111 39H112V38H111ZM122 39H123V38H122ZM126 39H128V38H126ZM160 39H161V38H160ZM23 40H24V38H23ZM82 40H83V39H82ZM82 40L80 39V41H82ZM120 40H121V39H120ZM146 40H147V39H146ZM156 40H157V39H156ZM158 40H159V39H158ZM33 41H34V39H33ZM36 41H37V40H36ZM40 41H41V40H40ZM47 41H48V40H47ZM47 41H46V43H47ZM60 41H62V40H60ZM63 41H64V40H63ZM70 41H71V40H70ZM72 41H73V40H72ZM78 41H79V40H78ZM105 41H106V40H104L103 43H104ZM108 41H110V40H108ZM111 41H112V40H111ZM114 41H115V40H114ZM124 41H125V40H124ZM137 41H138V40H137ZM154 41H155V40H154ZM49 42H51V41L49 40ZM57 42H58V41H57ZM83 42H84V40H83ZM115 42H116V41H115ZM115 42H114V43H115ZM118 42H119V41H118ZM125 42H126V44H127L128 41H125ZM141 42H142V40H141ZM143 42H146V41L144 40ZM149 42H151V41H149ZM158 42H159V41H158ZM160 42H161V41H160ZM33 43H34V42H33ZM46 43H45V44H46ZM66 43H67V42H66ZM66 43H65V44H66ZM80 43H81V42H80ZM110 43H111V42H110ZM110 43H108V44H110ZM120 43H121V42H120ZM164 43H165V42H164ZM20 44H21V43H20ZM23 44H24V41H23ZM39 44H41V43H39ZM45 44H44V45H45ZM72 44H74V41H73ZM86 44H87V43H86ZM90 44L92 45V43H90ZM90 44H89V45H90ZM118 44H119V43H118ZM122 44H123V43H122ZM130 44H133V43H129V45H130ZM150 44H151V43H150ZM150 44L148 43V44H146V45H150ZM156 44H157V43H156ZM160 44H161V43H160ZM16 45H17V44H16ZM49 45H50V44H49ZM49 45H48V46H49ZM58 45L60 46V44H58ZM68 45H69V44H68ZM77 45H78V43H77ZM77 45H75V46H77ZM91 45H90L89 47H91ZM102 45H103V44H102ZM112 45H113V43H112ZM116 45H117V44H116ZM142 45H143V44H142ZM146 45H145V46H146ZM161 45H162V44H161ZM8 46H9V45H8ZM19 46H20V45H19ZM26 46H27V45H26ZM38 46H40V45H38ZM53 46H57V44H56V45L53 44ZM70 46H71V45H70ZM78 46H79V45H78ZM105 46H106V45H105ZM113 46H114V45H113ZM113 46H111V44L108 45V47H113ZM120 46H121V45H120ZM127 46H128V44H127ZM132 46H133V45H132ZM158 46H159V45H158ZM164 46H165V45H164ZM22 47H23V46H22ZM43 47H44V46H43ZM61 47H62V46H61ZM61 47H60V48L58 47V48H59V49H62ZM65 47H67V45L64 46V48H65ZM72 47H73V46H72ZM81 47H82V45H81ZM86 47H88V46L86 45ZM89 47H88V48H89ZM118 47H119V46H118ZM133 47H134V46H133ZM139 47H141V46H139ZM148 47H149V46H148ZM166 47H168V44L166 45ZM17 48H18V47H17ZM41 48H42V47H41ZM45 48H46V47H45ZM56 48H57V47H56ZM88 48H87V49H88ZM92 48H93V47H92ZM94 48H95V47H94ZM99 48H101V47H99ZM99 48H97V49H99ZM151 48H153V47H151ZM154 48H155V45H154ZM161 48H162V47H161ZM164 48H165V47H164ZM220 48H221V47H220ZM223 48H224V46H223ZM223 48H221V49L223 50ZM10 49H11V48H10ZM13 49H14V48H13ZM32 49H33V48H32ZM35 49H36V48H35ZM50 49H51V48H50ZM65 49H66V48H65ZM68 49H69V48H68ZM79 49H80V48H79ZM97 49H96V50H97ZM108 49H110V48H108ZM112 49H114V48H112ZM122 49H123V48H122ZM141 49H142V47H141ZM141 49H140V50H141ZM146 49H147V48H146ZM149 49H150V47H149ZM170 49H171V48H170ZM20 50H21V49H20ZM37 50H38V49H37ZM89 50H90V49H89ZM94 50H95V49H94ZM104 50L107 51V49H105V48H104ZM114 50H116V48H115ZM120 50H121V48H120ZM129 50H130V49H129ZM129 50H128L127 52H129ZM150 50H151V49H150ZM162 50H163V49H162ZM13 51H14V50H13ZM24 51H25V50H24ZM38 51H39V50H38ZM61 51H63V50H61ZM66 51H68V50H66ZM79 51H80V50H79ZM98 51H99V50H98ZM116 51H117V50H116ZM131 51H132V50H131ZM133 51H134V50H133ZM146 51H148V49H147ZM158 51H159V50H158ZM55 52H57V51H55ZM68 52H72V51H68ZM93 52H94V51L92 50V53H93ZM112 52H113V51H112ZM140 52H142V51H140ZM140 52H139V53H140ZM148 52H149V51H148ZM156 52H157V51H156ZM160 52L162 53L161 50H160ZM223 52H224V51H223ZM35 53H36V52H35ZM42 53H43V52H42ZM89 53H90V52H89ZM120 53H121V52H120ZM131 53H133V52H130V54H131ZM139 53H138V54H139ZM154 53H155V52H154ZM259 53H260V52H259ZM45 54H46V52H45ZM50 54H51V53H50ZM56 54H57V53H56ZM78 54H79V53H78ZM107 54H110V53H107ZM122 54H123V52H122ZM147 54H148V53H147ZM150 54H151V53H150ZM260 54H261V53H260ZM260 54H259V55H260ZM22 55H23V54H22ZM31 55H32V54H31ZM48 55H49V54H48ZM52 55H53V54H52ZM61 55H62V54H61ZM76 55H77V54H76ZM98 55H100V54H98ZM120 55H121V54H120ZM125 55H127V54H125ZM136 55H137V54H136ZM145 55H146V54H145ZM152 55H153V54H152ZM155 55H156V53H155ZM35 56H36V55H35ZM38 56H39V55H38ZM45 56H47V55H45ZM70 56H71V55H70ZM72 56H73V55H72ZM87 56H88V55H87ZM102 56H104V55H102ZM105 56H107V55H105ZM111 56H112V55H111ZM114 56H115V55H114ZM114 56H113V57H114ZM127 56H128V55H127ZM127 56H126V57H127ZM153 56H154V55H153ZM156 56H158V55H156ZM20 57H21V56H20ZM29 57H30V56H29ZM47 57H48V56H47ZM84 57H85V56H84ZM90 57H92V56H90ZM93 57H94V56H93ZM93 57H92V58H93ZM98 57H99V56H98ZM116 57H118V56H116ZM126 57H125V58H126ZM129 57H130V56H129ZM138 57H139V56H138ZM140 57H141V55H140ZM160 57H161V56H160ZM257 57H258V56H257ZM13 58H14V57H13ZM36 58H37V57H36ZM53 58H55V57H53ZM53 58H52V59H53ZM60 58H61V56H60ZM71 58L73 59V57H71ZM77 58H79V56H78ZM107 58H108V57H107ZM122 58H123V57H122ZM136 58H137V57H136ZM141 58H143V57H141ZM227 58H228V57H227ZM227 58H226V59H227ZM258 58H260V57H258ZM0 59H1V58H0ZM9 59H10V58H9ZM21 59H22V58H21ZM28 59H29V58H28ZM47 59H48V58H47ZM99 59H100V58H99ZM102 59H103V58H102ZM110 59H113V58H110ZM137 59H138V58H137ZM137 59H136V60H137ZM144 59H145V58H144ZM231 59H233V58H231ZM260 59H261V58H260ZM262 59H263V58H262ZM262 59H261V60H262ZM12 60H14V59H12ZM12 60H11V61H12ZM15 60H19V59H15ZM35 60H38V58L35 59ZM58 60H59V59H58ZM74 60H75V58H74ZM88 60H89V59H88ZM123 60H128V59H123ZM130 60H131V59H130ZM136 60H135V61H136ZM142 60H143V59H142ZM257 60H258V59H257ZM261 60H260V61H261ZM27 61H29V60H27ZM50 61H51V60H50ZM52 61H53V60H52ZM56 61H57V60H56ZM60 61H61V60H60ZM63 61H65V59H64ZM71 61H72V60H71ZM83 61H84V60H83ZM85 61H86V60H85ZM132 61H133V60H131V62H132ZM140 61H141V60H140ZM140 61H139V62H140ZM221 61H225V63H226L227 60H224V59H223V60H221ZM229 61H230V63H231L232 60L229 59ZM238 61H239V59H238ZM238 61H237V62H238ZM243 61H244V60H243ZM243 61H242V62H243ZM258 61H259V60H258ZM1 62H3V61H1ZM9 62H10V61H9ZM35 62H36V61H35ZM61 62H62V61H61ZM69 62H70V61H69ZM78 62H79V61H78ZM81 62H82V61H81ZM97 62H98V61H97ZM112 62H113V61H112ZM118 62H119V61H118ZM218 62H219V61H218ZM247 62H248V61H247ZM5 63H7V62L5 61ZM19 63H20V62H19ZM29 63H30V62H29ZM29 63H27V64H29ZM40 63H41V62H40ZM40 63H39V64H40ZM48 63H49V62H48ZM56 63H57V62H56ZM64 63H65V62H64ZM93 63H94V62H93ZM93 63H92V64H93ZM106 63H107V62H106ZM142 63H143V62H142ZM221 63H222V62H221ZM225 63H224V64H225ZM227 63H228V62H227ZM235 63H236V62H234V64H235ZM238 63H240V62H238ZM257 63H259V62H257ZM8 64H9V63H8ZM10 64H11V63H10ZM14 64H15V63H14ZM14 64H13V65H14ZM21 64H22V63H21ZM62 64H63V62H62ZM71 64H72V63H71ZM82 64H83V63H82ZM98 64H99V63H98ZM100 64H101V62H100ZM104 64H105V63H104ZM120 64L122 65V61L120 62ZM120 64H119V65H120ZM224 64H223L222 66L225 67ZM241 64L244 65V63H241ZM249 64H250V63L248 62V65H249ZM2 65H3V64H2ZM6 65H7V64H6ZM13 65H12V66H13ZM15 65H16V64H15ZM43 65H44V64H43ZM52 65H53V64H52ZM52 65H51V66H52ZM90 65H91V64H90ZM93 65H94V64H93ZM110 65H111V64H110ZM112 65H114V64H112ZM115 65H116V62H115ZM125 65H126V64H125ZM226 65H227V64H226ZM228 65H229V64H228ZM228 65H227L226 67H227V68H230V67H228ZM232 65H233V64H232ZM232 65H231V66H232ZM253 65H254V64H253ZM257 65H258V64H257ZM4 66H5V65H4ZM10 66H11V65H10ZM21 66H22V65H21ZM45 66H46V63H45ZM66 66H67V65H66ZM99 66H100V65H99ZM106 66H107V64H106ZM222 66H220V67H222ZM233 66H234V65H233ZM235 66H237V65L235 64ZM263 66H264V65H263ZM6 67H7V66H6ZM14 67H15V66H13V68H14ZM35 67H36V65H35ZM47 67H48V64H47ZM62 67H63V66H62ZM90 67H91V66H90ZM117 67H118V65H117ZM123 67H124V66H123ZM216 67H217V65H216ZM216 67H215V68H216ZM224 67H223V68H224ZM226 67H225V68H226ZM239 67H240V66H239ZM239 67H238V68H239ZM246 67H248V66H246ZM254 67H256V66H254ZM17 68H18V67H17ZM27 68H28V67H27ZM42 68L46 69L44 66H43ZM65 68H66V67H65ZM79 68H80V67H78V69H79ZM91 68H93V67H91ZM192 68H193V67H192ZM207 68H208V67H207ZM207 68H206V69H207ZM210 68H211V67H210ZM210 68H208V69H209V70H212V69H213V67H212V69H210ZM217 68H219V67H217ZM217 68H216V69H217ZM249 68H250V67H249ZM249 68H248V69H249ZM251 68H253V66H252ZM18 69H19V68H18ZM22 69H23V68H22ZM28 69H29V68H28ZM51 69H52V68H51ZM73 69H75V68H73ZM93 69H94V68H93ZM111 69H112V68H111ZM235 69H236V68H235ZM254 69H255V68H254ZM2 70H3V69H2ZM6 70H7V69H6ZM13 70H14V69H13ZM24 70H25V69H24ZM36 70H37V69H36ZM36 70H35V71H36ZM76 70H77V69H76ZM80 70H81V69H80ZM84 70H86V69H84ZM88 70H89V69H88ZM101 70H103V68H102ZM107 70H108V68H107ZM107 70H106L105 72H107ZM200 70H201V69H200ZM225 70H227V69H225ZM225 70H224V71H225ZM239 70H240V69H239ZM249 70H250V72L253 71L252 69H249ZM251 70H252V71H251ZM259 70H260V69H259ZM261 70L263 71V68H262ZM35 71H34V72H35ZM46 71H47V69H46ZM53 71H54V69H53ZM53 71H52V72H53ZM57 71H58V70H57ZM81 71H82V70H81ZM97 71H100V69L97 70ZM196 71H197V70H196ZM196 71H195V72H196ZM206 71H207V70H206ZM230 71H231V70H230ZM237 71H238V70H237ZM244 71L246 72V69H245ZM16 72L19 73L18 70H16ZM24 72H25V71H24ZM49 72H50V71H49ZM61 72H62V71L57 72V73L60 74ZM190 72H191V71H190ZM190 72H188V73H190ZM197 72H198V71H197ZM197 72H196V73H197ZM201 72H202V71H201ZM204 72H205V71H204ZM208 72H209V71H208ZM208 72H205V73H208ZM222 72H223V69H222ZM238 72H239V71H238ZM253 72H254V71H253ZM41 73H42V72H41ZM44 73H45V70H44ZM64 73H65V72H64ZM75 73H76V72H75ZM79 73L82 74L81 72H79ZM90 73H91V72H90ZM92 73H94V72H92ZM95 73H96V72H95ZM95 73H94V74H95ZM103 73H104V72H103ZM108 73H109V72H108ZM199 73H200V72H199ZM213 73H214V72H213ZM219 73H221V72H219ZM223 73H224V72H223ZM223 73H221V74H223ZM259 73H261V72H259ZM21 74H22V73H20V75H21ZM23 74H24V73H23ZM26 74H27V73H26ZM37 74H38V73H37ZM37 74H34L33 76H35V75H37ZM55 74H56V73H55ZM55 74H54V72H53V75H55ZM88 74H89V73H88ZM104 74H105V73H104ZM186 74H187V73H186ZM186 74H185V75H186ZM200 74H201V73H200ZM202 74H203V73H202ZM209 74H210V73H209ZM11 75H12V74H11ZM24 75H25V74H24ZM39 75H40V74H39ZM50 75H52V74H50ZM64 75H65V74H64ZM68 75H69V74H68ZM71 75H73V74L71 73ZM90 75H91V74H90ZM102 75H103V74H102ZM206 75H207V74H206ZM206 75H205V76H206ZM236 75H238V74L236 73ZM248 75H249V73H248ZM25 76H26V75H25ZM33 76H32V77H33ZM59 76H61V75H59ZM69 76H70V75H69ZM82 76H83V75H82ZM85 76H86V75H85ZM186 76H187V75H186ZM193 76H194V74H193ZM200 76H201V75H200ZM200 76H198V78H199ZM209 76H210V75H209ZM211 76H213V75H211ZM220 76H221V75H220ZM220 76H219V77H220ZM222 76H223V75H222ZM226 76H227V74H226ZM241 76H243V75H241ZM241 76H240V77H241ZM244 76H245V75H244ZM253 76H254V74H253ZM20 77H21V76H20ZM52 77H53V76H52ZM54 77H55V76H54ZM54 77H53V78H54ZM64 77H65V76H64ZM183 77H184V76H183ZM195 77H196V75H195ZM238 77H239V75H238ZM24 78H25V77H24ZM42 78L44 79V77H42ZM46 78H47V77H46ZM55 78H56V77H55ZM62 78H63V77H62ZM83 78H84V77H83ZM95 78H96V77H95ZM192 78H193V77H192ZM213 78H214V76H213ZM215 78H216V77H215ZM215 78H214V79H215ZM217 78H218V77H217ZM259 78H260V77H259ZM21 79H23V78H21ZM27 79H28V78H27ZM40 79H41V77H40ZM105 79H106V78H105ZM185 79H187V78H185ZM189 79H190V78H189ZM200 79L203 80V78H200ZM209 79H211V77H209ZM214 79H213V81H214ZM222 79H223V77H222ZM228 79H229V78H228ZM240 79H241V78H240ZM30 80H31V79H30ZM48 80H49V79H48ZM53 80H55V79H52V81H53ZM59 80H60V79H59ZM72 80H73V79H72ZM83 80H84V79H83ZM114 80H115V79H114ZM117 80H118V79H117ZM194 80H197V79L195 78ZM207 80H208V79H207ZM218 80H219V79H218ZM253 80H254V79H253ZM0 81H1V80H0ZM25 81H26V79H25ZM36 81H37V80H36ZM42 81H43V80H42ZM110 81H112V80H110ZM110 81H109V82H110ZM180 81H181V80H180ZM210 81H212V80H210ZM220 81H221V79H220ZM222 81H223V80H222ZM224 81H225V80H224ZM243 81H245V80H243ZM2 82H3V81H2ZM2 82H1V83H2ZM30 82H31V81H30ZM33 82H34V80H33ZM56 82H57V80H56ZM70 82H71V81H70ZM113 82H114V81H113ZM115 82H116V81H115ZM115 82H114V83H115ZM215 82H217V81L215 80ZM26 83H27V82H26ZM37 83H38V82H37ZM37 83H36V84H37ZM54 83H55V82H54ZM184 83H186V82H184ZM192 83H193V82H192ZM222 83L225 84V82H222ZM228 83H229V82H228ZM228 83H226V84H228ZM240 83H241V82H240ZM249 83H250V82H248V84H249ZM20 84H21V83H20ZM20 84H18V85H20ZM29 84H30V83H29ZM45 84H47V83L45 82ZM60 84H61V83H60ZM68 84H69V83H68ZM72 84H73V83H72ZM112 84H113V83H112ZM175 84H177V83H175ZM188 84H190V83L188 82ZM195 84H196V83H195ZM198 84H199V83H198ZM211 84H213V83H211ZM230 84H231V83H230ZM245 84H246V83H245ZM6 85H10V86H11V84H9V83L6 84ZM31 85H32V84H31ZM47 85H48V84H47ZM47 85H46V86H47ZM110 85H111V84H110ZM151 85H152V84H151ZM170 85H171V84H170ZM172 85H173V84H172ZM218 85H222V84H220V83L218 82ZM241 85H242V83H241ZM241 85H240V86H241ZM4 86H5V84H4ZM4 86H1V87L3 88ZM80 86H81V85H80ZM86 86H87V85H86ZM112 86H113V85H112ZM146 86H147V85H146ZM160 86H162V85H160ZM160 86H158V87H160ZM165 86L167 87V85H165ZM174 86H175V85H174ZM178 86H179V85H178ZM188 86L190 87V85H188ZM215 86H216V85H215ZM229 86H230V85H229ZM231 86H232V85H231ZM240 86H239V87H240ZM1 87H0V91H1V89H2ZM6 87H7V86H6ZM12 87H13V86H12ZM27 87H29V86H27ZM44 87H45V86H43V88H44ZM53 87H55V85H53ZM61 87H62V86H61ZM118 87H119V86H118ZM118 87H117V88H118ZM120 87H122V86H120ZM152 87H153V86H152ZM154 87H156V86H154ZM158 87H157V89H158ZM191 87H192V86H191ZM193 87H195V86L193 85ZM200 87H201V86H200ZM217 87L220 88V86H217ZM245 87H246V85H245ZM247 87H248V86H247ZM254 87H255V86H254ZM8 88H9V87H8ZM8 88H7V89H8ZM15 88L18 89L17 87H15ZM31 88H32V87H31ZM51 88H52V87H51ZM51 88H50V89H51ZM58 88H59V87H58ZM74 88H75V87H74ZM111 88H112V87H111ZM168 88H169V87H168ZM181 88H183V87L178 88V90H179L180 92H181V90H180ZM221 88H222V87H221ZM223 88H224V87H223ZM225 88H226V85H225ZM242 88H243V87H242ZM26 89H27V88H26ZM26 89H23V90H26ZM29 89H30V88H29ZM36 89H37V88H36ZM39 89H40V88H39ZM41 89H42V87H41ZM46 89H48V88L46 87ZM46 89H45V90H46ZM118 89H119V88H118ZM123 89L126 90V88H123ZM157 89H156V90H157ZM160 89H161V88H160ZM160 89H159V90H160ZM195 89H196V91H198L197 88H195ZM216 89H217V88H216ZM250 89H251V88H250ZM250 89H249L248 91L251 92ZM255 89H256V88H254V90H255ZM30 90L32 91L33 89H30ZM60 90H61V89H59V91H60ZM83 90H84V88H83ZM115 90H117V89H115ZM120 90H121V89H120ZM120 90H118V91H120ZM129 90L131 91V89H129ZM146 90H147V89H146ZM152 90H153V89H152ZM152 90H151V91H152ZM191 90H192V88H191ZM193 90H194V89H193ZM219 90H220V89H219ZM219 90H218V91H219ZM221 90H223V89H221ZM238 90H239V88H238ZM240 90H241V89H240ZM8 91H9V89H8ZM14 91H15V90H14ZM27 91H28V90H27ZM34 91H36V90H34ZM66 91H68V90H66ZM77 91H78V90H77ZM91 91H92V90H91ZM108 91H110V90H108ZM113 91H114V90H113ZM132 91H133V89H132ZM149 91H150V90H149ZM160 91H161V90H160ZM164 91H165V90H164ZM183 91H184V90H183ZM230 91H231V90H230ZM255 91H256V90H255ZM2 92H3V91H2ZM11 92H12V91H11ZM19 92H20V91H19ZM52 92H54V91H52ZM63 92H65V91H63ZM63 92H62V93H63ZM87 92H88V91H87ZM110 92H111V91H110ZM110 92H108V93H110ZM115 92H117V91H115ZM127 92H128V91H126V93H127ZM137 92H138V91H137ZM139 92H140V91H139ZM165 92H166V91H165ZM177 92H178V91H177ZM177 92H175V93H177ZM186 92H187V91H186ZM220 92H221L220 94H222V91H220ZM225 92H227V91L225 90ZM261 92H262V91H261ZM37 93H39V92H37ZM41 93H42V92H41ZM41 93H39V94H41ZM76 93H77V92H76ZM96 93H97V92H96ZM99 93H100V91H99ZM102 93H103V91H102ZM108 93H107V94H108ZM111 93H112V92H111ZM111 93H110V94H111ZM118 93L121 94V92H118ZM140 93H141V92H140ZM163 93H164V92H163ZM175 93H173V94H175ZM187 93H188V92H187ZM200 93H201V92H200ZM228 93H229V92H228ZM254 93H255V92H254ZM1 94H2V93H1ZM21 94H22V92H21ZM35 94H36V93H34V95H35ZM43 94H45V93H43ZM56 94H57V93H56ZM59 94H60V93H59ZM64 94H65V93H64ZM115 94H117V93H115ZM115 94H113V95H115ZM119 94H118V95H119ZM122 94H123V93H122ZM128 94H129V93H128ZM130 94H131V92H130ZM134 94H136L135 91H134ZM155 94H158V93H156V91H155ZM155 94L153 93V95H155ZM178 94H179V93H177L176 95H178ZM202 94H203V93H202ZM216 94H217V92H216ZM230 94H231V93H229V95H230ZM237 94H238V92H237ZM7 95H8V94H7ZM7 95H4V96H7ZM11 95L13 96L14 93L11 94ZM11 95H10V96H11ZM22 95H23V94H22ZM41 95H42V94H41ZM60 95H61V94H60ZM72 95H73V97L75 96V94H72ZM72 95H71V96H72ZM77 95H78V93H77ZM82 95H83V94H82ZM93 95H94V94H93ZM96 95H97V94H96ZM111 95H112V94H111ZM111 95H110V96H111ZM124 95H126V94L124 93ZM132 95H133V94H132ZM144 95H146V94H144ZM162 95H163V94H162ZM181 95H182V94H181ZM191 95H193V94H191ZM222 95H223V94H222ZM224 95H225V94H224ZM229 95H228V96H229ZM8 96H9V95H8ZM16 96H17V94H16ZM18 96H19V95H18ZM27 96H28V95H27ZM42 96H43V95H42ZM42 96H41V97H42ZM48 96H49V95H48ZM51 96H52V95H51ZM79 96H80V95H79ZM99 96H100V94H99ZM120 96H121V95H120ZM135 96H137V95H135ZM160 96H161V95H160ZM163 96H164V95H163ZM167 96H168V95H167ZM172 96H173V95H172ZM204 96H205V95H204ZM204 96H203V97H204ZM219 96H220V95H219ZM236 96H237V95H236ZM236 96H235V97H236ZM246 96H247V95H246ZM253 96H254V94H253ZM262 96H263V95H262ZM0 97H1V96H0ZM14 97H15V96H14ZM23 97H24V96H23ZM32 97L35 98V96H32ZM32 97H31V98H32ZM39 97H40V95H39ZM44 97H45V96H44ZM66 97H67V96H66ZM82 97H84V96H82ZM85 97H86V96H85ZM111 97H112V96H111ZM118 97H119V96H117L116 98H118ZM122 97H123V96H122ZM127 97H128V96H127ZM131 97H133V96H131ZM131 97H130V98H131ZM140 97H141V95H140ZM146 97H147V96H146ZM173 97H174V96H173ZM192 97L194 98V96H192ZM224 97H225V96H224ZM1 98H2V97H1ZM9 98H10V97H9ZM18 98H19V97H18ZM20 98H22V97H20ZM20 98H19V99H20ZM24 98H26V97H24ZM50 98H51V97H50ZM62 98L64 99L65 96L62 97ZM68 98H69V97H68ZM68 98H66V99H68ZM71 98H72V97H71ZM96 98H97V97H96ZM102 98H103V97H102ZM124 98H125V97H124ZM124 98H123V99H124ZM142 98H143V97H142ZM144 98H145V97H144ZM154 98H155V97H154ZM181 98H182V97H181ZM204 98H205V97H204ZM221 98H222V97H221ZM250 98H251V97H250ZM2 99H4V98H2ZM6 99H7V98H6ZM11 99H12V98H11ZM41 99H42V98H40V101H41ZM43 99H44V98H43ZM48 99H49V97H48ZM51 99H52V98H51ZM66 99H65V100H66ZM75 99H76V98H75ZM87 99H88V98H87ZM99 99H100V97H99ZM114 99H115V98H114ZM119 99H120V98H119ZM126 99H127V98H126ZM138 99H139V98H138ZM147 99H148V97H147ZM150 99H151V98H150ZM155 99H156V98H155ZM155 99H153V100H155ZM157 99H158V98H157ZM163 99H164V98H163ZM182 99H183V98H182ZM185 99H186V98H185ZM195 99H196V98H195ZM207 99H208V98L204 99V101L207 100ZM232 99H234V98H232ZM236 99H237V98H236ZM245 99H246V98H245ZM9 100H10V99H9ZM58 100H59V99H58ZM80 100H81V99H80ZM97 100H98V99H97ZM101 100H102V99H101ZM120 100H122V98H121ZM153 100H152V101H153ZM190 100H191V98H190ZM198 100H199V99H198ZM229 100H230V99H229ZM247 100H248V99H247ZM4 101H6V100H4ZM27 101H28V100H27ZM48 101H49V100H48ZM55 101H56V100H55ZM60 101H61V100H60ZM63 101H64V100H63ZM66 101H67V100H66ZM76 101H77V100H76ZM78 101H79V100H78ZM90 101H91V100H90ZM99 101H100V100H99ZM102 101H104V100H102ZM112 101H113V100H112ZM126 101H127V100H126ZM132 101H133V100H132ZM135 101H136V99H135ZM138 101H139V100H138ZM140 101H142L141 98H140ZM149 101H150V100H149ZM157 101H158V100H157ZM164 101H165V100H164ZM168 101H169V100H168ZM172 101H173V100H172ZM187 101H189V100H187ZM187 101H186V102H187ZM233 101H234V100H233ZM237 101H238V100H237ZM248 101H249V100H248ZM261 101H263V100H261ZM10 102H11V101H10ZM13 102H14V101H13ZM41 102H43V101H41ZM67 102H68V101H67ZM71 102H72V101H70V103H71ZM88 102H89V101H88ZM115 102H116V101H115ZM115 102H114V103H115ZM119 102H120V101H119ZM123 102H124V101H123ZM128 102H129V101H128ZM144 102H145V100H144ZM159 102H160V101H159ZM161 102L163 103L162 100H161ZM161 102H160V103H161ZM177 102H178V101H177ZM180 102L182 103L183 100H181ZM186 102H183V103H184L185 105H186V104H189L188 102H187V103H186ZM192 102H194V101H192ZM224 102H225V101H224ZM249 102H250V101H249ZM7 103H8V102H7ZM21 103H22V102H21ZM23 103H24V102H23ZM23 103L20 104V105H23ZM26 103H27V102H26ZM28 103H29V102H28ZM53 103H55V102H53ZM56 103H57V102H56ZM84 103H85V101H84ZM84 103H83V104H84ZM86 103H87V102H86ZM89 103H90V102H89ZM91 103H93V102H91ZM91 103H90V105H92ZM126 103H127V102H126ZM141 103H142V102H141ZM151 103H152V102H151ZM181 103H179V104H181ZM190 103H191V102H190ZM201 103H202V102H201ZM211 103H212V102H211ZM230 103H231V102H230ZM263 103H264V102H263ZM263 103H262V104H263ZM43 104H44V102H43ZM50 104H51V103H50ZM50 104H49V105H50ZM57 104H58V103H57ZM61 104H62V103H61ZM61 104H60V105H61ZM68 104H69V102H68ZM72 104H74V102H73ZM80 104H81V103H80ZM80 104H79V105H80ZM101 104H102V103H101ZM105 104H107V103L105 102ZM116 104H117V102H116ZM119 104H120V103H119ZM124 104H125V103H124ZM131 104H132V102H131ZM133 104H134V103H133ZM146 104H147V103H146ZM148 104H149V103H148ZM154 104H155V103H154ZM158 104H159V103H158ZM163 104H164V103H163ZM179 104H178V105H179ZM202 104H203V103H202ZM207 104H209V100H208V103H207ZM227 104H228V103H227ZM227 104H226V106H227ZM0 105H1V104H0ZM15 105H16V104H15ZM15 105H14V106H15ZM40 105H41V104H40ZM86 105H87V104H86ZM95 105H96V104H95ZM120 105H121V104H120ZM122 105H123V103H122ZM129 105H130V103H129ZM137 105H138V104L136 103V106H137ZM151 105H152V104H151ZM175 105H176V104H175ZM199 105H200V104H199ZM223 105H224V104H223ZM230 105H231V104H230ZM260 105H261V104H260ZM2 106H3V105H2ZM7 106H8V105H7ZM7 106H5V107L7 108ZM50 106H51V105H50ZM56 106H57V105H56ZM64 106H65V102H64ZM66 106H67V104H66ZM80 106H81V105H80ZM88 106H89V105H88ZM105 106H107V105H105ZM108 106H110V108L113 109V108H112L113 106L111 107V104L108 105ZM148 106H149V105H148ZM148 106H147V107H148ZM157 106H158V105H157ZM159 106H161V105H159ZM167 106H168V105H167ZM179 106H180V105H179ZM182 106H183V105H182ZM188 106H189V105H188ZM188 106H187V107H188ZM192 106H193V104H192ZM201 106H202V105H201ZM210 106H211V104H210ZM226 106H225V108H226ZM263 106H264V105H263ZM5 107H4V108H5ZM16 107H17V106H16ZM19 107H20V106H19ZM23 107H24V105H23ZM44 107H46V105H45ZM53 107H54V106H52V109H53ZM61 107H62V105H61ZM61 107H60V108H61ZM67 107H69V106H67ZM77 107H78V106H77ZM98 107H100V106H98ZM119 107H121V106H119ZM123 107H124V105H123ZM123 107H122V109H123ZM125 107H127V106H125ZM187 107H185V108H187ZM190 107H191V105H190ZM259 107H261V106H259ZM4 108H3V109H4ZM8 108H9V107H8ZM60 108H59V109H60ZM65 108H66V107H64V109H65ZM71 108H72V107H71ZM85 108H86V107H85ZM110 108H108V109H110ZM115 108H116V107H115ZM128 108H129V107H128ZM131 108H132V106H131ZM144 108H145V107H144ZM144 108H143V106H142V110H141V111L145 110ZM157 108H158V107H157ZM157 108H156V109H157ZM161 108H162V107H161ZM163 108L165 109V106H164ZM168 108H169V107H168ZM193 108H194V107H192V110H194ZM257 108H258V104H257ZM16 109H17V108H16ZM33 109L35 110V108H33ZM36 109H37V108H36ZM43 109H45V108H43ZM48 109H49V108H48ZM52 109H50V110H52ZM59 109H58V110H59ZM67 109H68V108H67ZM78 109H79V108H78ZM89 109H90V108H89ZM89 109H88V110H89ZM96 109H97V108H96ZM122 109H121V110H122ZM159 109H160V108H159ZM166 109H167V108H166ZM197 109H198V108H197ZM205 109H206V108H205ZM208 109H209V108H207V110H208ZM248 109H250V108H248ZM8 110H9V109H8ZM23 110H24V109H23ZM31 110H32V109H31ZM45 110H47V109H45ZM54 110H55V109H54ZM54 110H53V112H54ZM58 110H57V111H58ZM60 110H61V109H60ZM60 110H59V111H60ZM68 110H69V109H68ZM71 110H72L71 112H73V109H71ZM92 110H93V106H92ZM92 110L89 111V112L91 113ZM116 110H118V109H116ZM132 110H133V109H132ZM149 110H150V109H149ZM183 110H186V109H183ZM183 110H181V111H183ZM214 110H216V109H214ZM214 110H213V111H214ZM233 110H234V109H233ZM256 110H257V109H256ZM261 110H262V109H261ZM261 110H260V111H261ZM0 111H1V110H0ZM48 111H49V110H47V112H48ZM63 111H64V110H63ZM63 111H62V112H63ZM83 111H84V110H83ZM94 111H95V110H94ZM122 111H123V110H122ZM126 111H127V113H128L129 110L126 109ZM154 111H155V109H154ZM164 111H165V110H164ZM164 111H163V113H164ZM166 111H167V110H166ZM194 111H195V110H194ZM194 111H193V112H194ZM235 111H236V110H235ZM244 111H245V110H244ZM250 111H252V110H250ZM257 111H259V110H257ZM257 111H256V112H257ZM262 111H263V110H262ZM262 111H261V112H262ZM2 112H3V111H2ZM5 112H6V109H5ZM44 112H45V111H44ZM47 112L45 113V115L47 114ZM50 112H51V111H50ZM99 112H100V111H99ZM138 112H139V110H138ZM145 112H146V111H145ZM147 112H148V111H147ZM149 112H150V111H149ZM177 112H178V111H177ZM228 112H230V111H228ZM256 112H255V113H256ZM11 113H12V112H11ZM16 113H17V112H16ZM67 113H68V111H67ZM93 113H94V115H95V112H93ZM106 113H107V112H106ZM115 113H116V112H115ZM123 113H125V112L123 111ZM152 113H153V112H152ZM159 113H161V112H159ZM187 113H188V112H187ZM231 113H232V111H231ZM237 113H238V112L236 111L235 114H237ZM255 113H254V115H255ZM0 114H1V113H0ZM2 114H3V113H2ZM9 114H10V112H9ZM51 114L54 115V113H51ZM61 114H62V113H61ZM61 114H60V115H61ZM75 114H76V113H75ZM81 114H82V112H81ZM83 114H84V113H83ZM107 114H108V113H107ZM107 114H106V116H107ZM130 114H131V113H130ZM155 114H156V113H155ZM157 114H158V113H157ZM185 114H186V113H185ZM211 114H213V113L210 112V115H211ZM257 114H258V113H257ZM262 114H263V112H262ZM62 115H64V114H62ZM77 115H78V114H77ZM85 115H88V112H87V114H85ZM97 115H98V114H97ZM108 115L111 116V114H108ZM118 115H119V113H118ZM131 115H132V114H131ZM134 115H135V114H134ZM139 115H140V114H139ZM141 115H142V114H141ZM143 115H144V114H143ZM146 115H147V114H146ZM160 115H161V114H160ZM172 115H173V114H172ZM198 115H199V114H198ZM229 115H230V114H229ZM4 116L6 117V115H4ZM9 116H10V115H9ZM15 116H16V118H17V115H15ZM47 116H48V114H47ZM67 116H68V114L66 115V118H67ZM69 116H70V115H69ZM79 116H80V115H79ZM103 116H104V118H105V115H103ZM126 116H127V115H126ZM132 116H133V115H132ZM165 116H167V115L165 114ZM177 116H178V115H177ZM183 116H184V115H183ZM194 116H195V115H194ZM11 117H12V115H11ZM25 117H26V116H25ZM37 117H38V116H37ZM37 117H36V118H37ZM57 117H58V116H57ZM71 117H72V116H71ZM75 117H76V116H75ZM128 117H129V116H128ZM146 117L149 118L148 115H147ZM150 117H151V116H150ZM181 117H182V115H181ZM187 117H188V116H187ZM195 117H196V116H195ZM218 117H219V116H218ZM231 117H232V116H231ZM233 117H234V116H233ZM233 117H232V119H233ZM7 118H8V117H7ZM7 118H6V120H8ZM14 118H15V117H14ZM47 118H48V117H47ZM64 118H65V117H64ZM66 118H65V121L68 120V119H66ZM68 118H69V117H68ZM72 118H74V117H72ZM93 118H94V117H93ZM93 118H92V119H93ZM96 118H97V117H96ZM102 118H103V117H102ZM140 118H141V117H140ZM140 118H139V119H140ZM158 118H159V117H158ZM173 118H174V117H173ZM234 118H235V117H234ZM246 118H247V117H246ZM255 118H256V117H255ZM53 119H54V118H53ZM60 119H62V116H61ZM81 119H82V117H81ZM81 119H80V120H81ZM107 119H108V118H107ZM114 119H115V118H114ZM114 119H113V120H114ZM125 119H126V117H125ZM127 119H128V118H127ZM130 119H131V118H130ZM141 119H142V118H141ZM141 119H140V120H141ZM164 119H165V118H163V120H164ZM179 119H180V118H179ZM179 119H178V120H179ZM204 119H205V118H204ZM219 119H220V117H219ZM235 119H236V118H235ZM16 120H17V119H16ZM46 120L49 122L48 119H46ZM69 120H70V119H69ZM76 120H77V119H76ZM76 120H73L72 122H75ZM88 120H89V119H88ZM88 120H87V121H88ZM105 120H106V119H105ZM108 120H110V119H108ZM136 120H137V119L135 118V121H136ZM150 120H151V119H150ZM153 120H154V119H152V122H153ZM155 120H156V119H155ZM163 120H162V122H163ZM20 121H21V120H20ZM31 121H32V120H31ZM39 121H40V119H39ZM51 121H52V119H51ZM77 121H78V120H77ZM101 121H102V120H101ZM103 121H104V120H103ZM126 121H127V120H126ZM133 121H134V120H133ZM142 121H144V119H143ZM193 121H194V120H193ZM195 121H196V120H195ZM235 121H236V120H235ZM57 122H58V121H57ZM60 122H61V121H60ZM66 122H67V121H66ZM66 122H65V123H66ZM70 122H71V121H70ZM70 122H68V123L72 125V123H70ZM82 122H83V121H82ZM93 122H94V121H93ZM93 122H92V123H93ZM97 122H98V121H97ZM110 122H111V121H110ZM112 122H114V121H112ZM124 122H125V121H124ZM127 122H129V121H127ZM139 122H140V121H139ZM168 122H169V121H168ZM179 122H180V121H179ZM221 122H222V121H221ZM244 122H246V121H244ZM244 122H241V123H244ZM40 123H42V121H40ZM55 123H56V122H55ZM58 123H59V122H58ZM63 123H64V122H63ZM80 123H81V122H80ZM117 123H118V122H117ZM117 123H116V124H117ZM122 123H123V121H122ZM122 123H120V121H119V124H122ZM142 123H143V122H142ZM144 123H145V122H144ZM146 123H147V122H146ZM165 123H166V122H165ZM194 123H195V122H194ZM236 123H238V121H237ZM239 123H240V122H239ZM5 124H7V123H5ZM5 124H4V125H5ZM18 124H19V123H18ZM22 124H23V123H22ZM32 124H33V123H32ZM35 124H36V123H35ZM42 124H43V123H42ZM50 124H51V123H50ZM53 124H54V122L52 123V125H53ZM76 124H78V123H76ZM81 124H82V123H81ZM87 124H88V123H87ZM89 124H90V123H89ZM89 124H88V125H89ZM103 124H104V123H103ZM105 124H107V122H106ZM105 124H104V125H105ZM132 124H133V123H132ZM149 124H150V123H149ZM182 124H183V123H182ZM61 125H62V124H61ZM64 125H65V124H64ZM64 125H63V126H64ZM84 125H85V124H84ZM99 125L102 126L101 124H99ZM108 125H111V124H107L106 126H108ZM122 125H123V124H122ZM137 125H138V124H137ZM151 125H152V124H151ZM164 125H165V124H164ZM176 125H177V124H176ZM186 125H187V124H186ZM244 125H246V124H244ZM17 126H18V125H17ZM26 126H27V125H26ZM37 126H38V125H37ZM67 126H68V125H67ZM132 126H133V125H132ZM138 126H139V125H138ZM148 126H149V125H148ZM152 126H153V125H152ZM168 126H169V125H168ZM171 126H172V125H171ZM177 126H178V125H177ZM187 126H188V125H187ZM223 126H224L225 128L227 127V126H225V125H223ZM247 126H248V124H247ZM42 127H43V126H42ZM61 127H62V126H61ZM78 127H80V126L78 125ZM108 127H110V126H108ZM114 127H115V126H114ZM119 127H120V126H119ZM122 127H124V126H122ZM166 127H167V124H166ZM184 127H185V126H184ZM190 127H191V126H190ZM201 127H202V126H201ZM216 127H217V126H216ZM18 128H19V127H18ZM58 128H59V127H58ZM72 128H74V127H72ZM86 128H87V127H86ZM91 128L93 129L94 127H91ZM101 128H102V127H101ZM103 128H104V127H103ZM116 128H117V127H116ZM134 128H135V127H134ZM146 128H147V127H146ZM182 128H183V127H181V129H182ZM232 128H233V127H232ZM234 128H236V127H234ZM261 128H262V126H261ZM2 129H3V128H2ZM12 129H14V128H12ZM25 129H26V128H25ZM37 129H38V128H37ZM64 129H65V128H64ZM67 129H68V128H67ZM94 129H95V128H94ZM99 129H100V128H99ZM99 129H97V130H99ZM117 129H118V128H117ZM124 129H125V127H124ZM141 129L144 130V128H141V126H140V129H139V130H141ZM169 129H170V128H169ZM176 129H177V128H176ZM179 129H180V127H179ZM192 129H193V126H192ZM237 129H239V128H237ZM252 129H253V127H252ZM258 129H259V128H258ZM26 130H27V129H26ZM39 130H42V129H41V126H40V129H39ZM136 130H137V129H136ZM143 130H141V131H143ZM156 130H157V129H156ZM156 130H155V132H156ZM166 130H167V128H166ZM200 130H201V129H200ZM247 130H249V129H247ZM42 131H43V130H42ZM45 131H46V130H45ZM45 131H44V132H45ZM63 131H65V130H63ZM86 131H87V133H88V130H86ZM91 131H92V130H91ZM100 131H101V130H100ZM113 131H115V130H113ZM170 131H171V130H170ZM174 131H175V130H174ZM186 131H187V129H186ZM197 131H198V130H197ZM236 131H237V130H236ZM244 131H245V130H244ZM258 131H259V130H258ZM12 132H13V131H12ZM27 132H28V131H27ZM69 132H70V131H69ZM82 132H83V131H82ZM102 132H103V131H102ZM111 132H112V130H111ZM123 132H124V131H123ZM127 132H128V131H127ZM132 132H133V131H132ZM145 132H146V131H145ZM148 132H149V131H148ZM159 132H160V130H159ZM162 132H163V131H162ZM201 132H202V131H201ZM210 132H211V131H210ZM229 132H230V130H229ZM231 132H232V131H231ZM234 132H235V130H234ZM261 132H263V130H261ZM5 133H6V132H5ZM23 133H24V132H23ZM30 133H32V132H30ZM34 133H35V132H34ZM39 133H40V132H39ZM42 133H43V132H42ZM46 133H47V132H46ZM97 133H98V132H97ZM198 133H199V132H198ZM225 133H226V131H225ZM24 134H26V133H24ZM106 134H107V133L105 132V136H107ZM117 134H118V132H117ZM145 134H146V133H145ZM185 134H186V132H185ZM191 134H192V133H191ZM201 134H203V133H201ZM242 134H243V133H242ZM246 134H247V132H246ZM1 135H2V133H1ZM8 135H9V134H8ZM36 135H37V133H36ZM36 135H35V138H36ZM64 135H66V134H64ZM103 135H104V134H103ZM111 135H112V134H111ZM113 135H114V134H113ZM121 135H122V134H121ZM125 135H126V134H125ZM140 135H142V134H140ZM169 135H170V133H169ZM178 135H179V134H178ZM180 135H181V133H180ZM187 135H188V134H187ZM189 135H190V134H189ZM16 136H19V135L17 134ZM20 136H21V135H20ZM44 136H46V134H44ZM44 136H43V137H44ZM48 136H49V135H48ZM96 136H97V135H96ZM116 136H117V135H116ZM116 136H114V137L116 138ZM134 136H135V135H134ZM144 136H145V135H144ZM147 136H148V135H147ZM149 136H150V135H149ZM149 136H148V137H149ZM151 136H152V135H151ZM155 136H157V135H155ZM160 136H161V135H160ZM160 136H159V137H160ZM166 136H167V135H166ZM223 136H224V135H223ZM2 137H3V136H2ZM8 137H9V136H8ZM24 137H25V136H24ZM37 137H38V136H37ZM46 137H47V136H46ZM81 137H83V136H81ZM100 137H101V136H100ZM103 137H104V136H103ZM125 137H126V136H125ZM125 137H123V139H124ZM148 137H147V138H148ZM161 137H163V136H161ZM172 137H173V136H172ZM178 137H179V136H178ZM192 137H193V136H192ZM219 137H220V136H219ZM244 137H245V136H244ZM254 137H255V136H254ZM29 138H30V137H29ZM79 138H80V137H79ZM112 138H113V137H112ZM127 138H128V137H127ZM149 138H150V137H149ZM181 138H182V136H181ZM189 138H190V137H189ZM222 138H223V137H222ZM229 138H230V137H229ZM262 138H263V137H262ZM8 139H9V138H8ZM21 139H22V138H21ZM23 139H24V138H23ZM23 139H22V140H23ZM25 139H26V137H25ZM25 139H24V140H25ZM71 139H72V137H71ZM75 139H77L76 136H75ZM83 139H84V138H83ZM89 139H90V138H89ZM92 139H93V138H92ZM100 139H101V138H100ZM108 139H110V137H108ZM118 139H119V138H118ZM153 139H154V138H153ZM165 139H166V138H165ZM167 139H169V137H168ZM176 139H178V138L176 137ZM183 139H184V138H183ZM183 139H182V140H183ZM256 139H257V138H256ZM38 140L40 141L41 139H38ZM84 140H85V139H84ZM86 140H87V139H86ZM101 140H102V139H101ZM101 140H100V141H101ZM111 140H113V139H111ZM116 140H117V139H116ZM148 140H150V139H148ZM161 140H162V139H161ZM163 140H164V139H163ZM231 140H232V138H231ZM39 141H38V142H39ZM50 141H51V143H52V140H49V142H50ZM125 141H126V140H125ZM125 141H124V142H125ZM129 141H130V140H129ZM131 141H132V140H131ZM137 141H138V140H137ZM150 141H151V140H150ZM165 141H167V140H165ZM194 141H195V139H194ZM227 141H228V139H227ZM257 141H258V139H257ZM0 142H1V141H0ZM19 142H20V140H19ZM23 142H24V141H23ZM26 142H27V141H26ZM35 142H36V141H34V143H35ZM42 142H43V141H42ZM80 142H81V141H80ZM91 142H92V141H91ZM96 142H97V141H96ZM98 142H99V141H98ZM106 142H107V141H106ZM126 142H127V141H126ZM139 142H140V141H139ZM152 142H153V141H152ZM174 142H175V141H173V144H174ZM186 142H187V141H186ZM247 142H248V141H247ZM258 142H259V141H258ZM258 142H257V143H258ZM17 143H18V142H17ZM28 143H29V142H28ZM40 143H41V142H40ZM69 143H70V142H69ZM85 143H86V142H85ZM100 143H101V142H100ZM100 143H99V144H100ZM111 143H112V142H111ZM113 143H114V142H113ZM131 143H132V142H131ZM133 143H134V142H133ZM166 143H167V142H166ZM181 143H182V142H181ZM184 143H185V142H184ZM225 143H226V142H225ZM229 143H231L230 139H229ZM229 143H227V144H229ZM257 143H256V144H257ZM5 144H6V143H5ZM23 144H25V143H23ZM29 144H30V143H29ZM31 144H32V142H31ZM47 144H48V142H47ZM66 144H67V143H66ZM71 144H72V143H71ZM91 144H92V143H91ZM91 144H88V145H91ZM116 144H117V143H116ZM119 144H120V143H119ZM135 144H136V143H135ZM170 144H171V143H170ZM187 144H188V143H187ZM233 144H234V143H233ZM254 144H255V143H254ZM259 144L261 145V143H259ZM33 145H34V144H33ZM69 145H70V144H69ZM73 145H74V142H73ZM78 145H79V143H78ZM78 145H77V146H78ZM81 145H83V144L81 143ZM88 145H87V146H88ZM117 145H118V144H117ZM121 145H123V144H121ZM128 145H129V144H128ZM136 145H138V144H136ZM136 145H133V146H136ZM141 145H142V144H141ZM174 145H175V144H174ZM178 145H179V144H178ZM178 145H177V147H178ZM191 145H192V144H191ZM194 145H195V144H194ZM211 145H212V144H211ZM4 146H5V145H4ZM4 146H2V147H4ZM7 146H8V145H7ZM13 146H14V145H13ZM28 146H29V145H28ZM31 146H32V145H31ZM58 146H59V145H58ZM74 146H75V145H74ZM79 146H80V145H79ZM87 146H86V147H87ZM93 146H94V145H93ZM96 146H97V145H96ZM106 146H107V145H106ZM114 146H115V145H114ZM149 146H150V145H149ZM182 146H183V145H182ZM182 146H180V147H182ZM256 146H257V145H256ZM0 147H1V146H0ZM9 147H11V146L9 145ZM16 147H17V146H16ZM21 147H23V146L21 145ZM25 147H26V146H25ZM29 147H30V146H29ZM45 147H46V146H45ZM52 147H54V145H52ZM52 147H51V148H52ZM75 147H76V146H75ZM75 147L73 148V150L75 149ZM108 147H112V146H108ZM120 147H121V146H120ZM129 147H130V146H129ZM142 147H143V145H142ZM142 147H141V148H142ZM153 147H154V146H153ZM158 147H161V146H158ZM175 147H176V146H175ZM215 147H216V146H215ZM228 147H229V145H228ZM5 148H6V147H5ZM12 148H13V147H12ZM32 148H33V147H32ZM35 148H36V145H35V147H34L33 149H35ZM47 148H48V147H47ZM78 148H80V147H78ZM95 148H96V147H95ZM95 148H94V149H95ZM99 148H100V146H99ZM99 148H98V149H99ZM131 148H132V147H131ZM135 148H136V147H135ZM137 148H138V147H137ZM139 148H140V146H139ZM150 148H151V147H150ZM156 148H157V147H156ZM229 148H230V147H229ZM6 149H7V148H6ZM13 149L15 150L16 148H13ZM33 149H32V150H33ZM37 149H38V148H37ZM41 149H42V148H41ZM58 149H60V148H58ZM85 149H86V148H85ZM85 149H84V150H85ZM100 149H101V148H100ZM103 149H104V148H103ZM110 149H111V148H110ZM122 149H123V148H122ZM133 149H134V148H133ZM146 149H147V148H146ZM153 149H154V148H153ZM162 149H163V148H162ZM0 150H1V149H0ZM4 150H5V149H4ZM4 150H2V151H4ZM20 150H21V149H20ZM24 150H25V149H24ZM35 150H36V149H35ZM38 150H39V149H38ZM44 150L46 151V149H44ZM78 150H79V149H78ZM78 150H77V151H78ZM89 150H91V149H89ZM123 150H124V149H123ZM148 150H150V149L148 148ZM148 150H147V152H148ZM151 150H152V149H151ZM158 150H159V148H158ZM160 150H161V149H160ZM189 150H190V149H189ZM209 150H210V149H209ZM211 150H212V149H211ZM9 151H10V149H9ZM25 151H26V150H25ZM48 151H49V149H48ZM74 151H75V150H74ZM105 151H110V150H105ZM136 151H137V150H136ZM138 151H140V150H138ZM154 151H155V150H154ZM154 151H153V153H154ZM192 151H193V150H192ZM213 151H214V150H213ZM6 152H7V151H6ZM21 152H22V151H21ZM33 152H34V154H35V151H33ZM33 152H31V153L33 154ZM36 152H37V150H36ZM39 152H40V151H39ZM46 152H47V151H46ZM46 152H45V153H46ZM62 152H63V151H62ZM79 152H80V150H79ZM89 152H90V151H89ZM95 152H96V151H95ZM98 152H99V151H98ZM110 152H111V151H110ZM114 152H115V151H114ZM131 152H132V151H131ZM131 152H130V153H131ZM155 152H156V151H155ZM182 152H183V151H182ZM197 152H198V151H197ZM215 152H216V151H215ZM224 152H225V151H224ZM25 153H26V152H25ZM49 153H50V151H49ZM51 153H53V152L51 151ZM60 153H61V152H60ZM63 153H64V152H63ZM73 153H74V152H73ZM76 153H77V152H76ZM84 153H85V152H84ZM87 153H88V152H87ZM93 153H94V152H93ZM99 153H100V152H99ZM111 153H112V152H111ZM116 153H117V152H116ZM160 153H161V155L163 154L162 152H160ZM165 153H166V152H165ZM167 153H172V152L167 151ZM167 153H166V154H167ZM190 153H192V152L190 151ZM211 153H214V152H211ZM10 154H11V153H10ZM16 154H17V152H16ZM38 154H39V153H38ZM64 154H65V153H64ZM136 154H137V153H136ZM139 154H140V153H139ZM166 154H165V155H166ZM216 154H217V153H216ZM216 154H215V155H216ZM24 155H25V154H24ZM47 155H49V154H47ZM56 155H59V154H55V156H56ZM62 155H63V154H62ZM62 155H60V156L63 157ZM78 155H79V154H77V156H78ZM80 155H81V153H80ZM91 155H94V154H91ZM95 155L97 156L98 154H95ZM106 155H107V154H106ZM112 155H113V154H112ZM114 155H115V154H114ZM121 155H122V154H121ZM125 155H126V153H125ZM150 155H151V154H150ZM154 155H156V154H154ZM168 155H169V154H168ZM173 155H174V154H173ZM215 155H214V156H215ZM16 156H17V155H16ZM35 156H37V155H35ZM35 156H33V157H34V160H35ZM52 156H53V155H52ZM52 156H51V157H52ZM98 156H99V155H98ZM147 156H148V155H147ZM170 156H171V155H170ZM174 156H175V155H174ZM182 156H183V155H182ZM205 156H206V155H205ZM10 157H11V156H10ZM22 157H23V155H22ZM37 157H38V156H37ZM53 157H54V156H53ZM53 157H52V158H53ZM64 157H65V156H64ZM79 157H80V156H79ZM113 157H115V156H113ZM131 157H132V156H131ZM136 157H137V156H136ZM152 157H154V156H152ZM156 157L159 158L158 156H156ZM162 157L164 158V157H166V156H162ZM162 157H160V158H162ZM171 157H172V156H171ZM179 157H180V156H179ZM183 157H184V156H183ZM215 157H216V156H215ZM17 158H18V156H17ZM24 158H25V157H24ZM38 158H39V157H38ZM38 158H37V159H38ZM66 158H67V157H66ZM80 158L82 159V157H80ZM83 158H84V157H83ZM93 158H94V157H93ZM97 158H98V157H97ZM108 158H110V156H108ZM127 158H128V157H127ZM166 158H168V157H166ZM172 158H173V157H172ZM175 158H176V160H177V156H176ZM209 158H211V156H210ZM41 159H43V158H40V160H41ZM48 159H50V157H49ZM88 159H89V158H88ZM95 159H96V158H95ZM103 159H104V158H103ZM110 159H111V158H110ZM168 159H169V158H168ZM185 159H186V158H185ZM214 159H215V158H214ZM228 159H229V158H228ZM9 160H10V159H9ZM11 160H12V158H11ZM14 160H16V159H14ZM17 160H18V159H17ZM19 160H20V159H19ZM27 160H28V158H27ZM43 160H44V159H43ZM50 160H51V159H50ZM50 160H49V161H50ZM52 160L55 161L56 159H55V160L52 159ZM57 160H59V159H57ZM61 160H62V158H61ZM64 160H66V159H64ZM68 160H69V159H68ZM84 160H87V159L85 158ZM90 160H93V159H90ZM96 160H97V159H96ZM112 160H113V159H112ZM137 160H138V159H137ZM154 160H155V159H154ZM159 160H160V159H159ZM161 160H162V159H161ZM170 160H171V159H170ZM181 160H183V159H181ZM1 161H3V160H1ZM38 161H39V160H38ZM78 161H79V160H78ZM87 161H88V160H87ZM115 161H116V160H115ZM126 161H127V160H126ZM150 161L152 162V160H150ZM163 161H164V160H163ZM166 161H167V160H166ZM166 161H165V162H166ZM174 161H175V160H174ZM186 161H187V160H186ZM5 162H6V161H5ZM9 162H10V161H9ZM17 162H18V161H17ZM39 162H40V164H41L42 160L39 161ZM44 162H47V160H46V161L44 160ZM62 162H65V161L62 160ZM68 162H69V161H68ZM90 162H91V161H90ZM100 162H101V161H100ZM100 162H99V164H100ZM108 162H110V161H108ZM117 162H118V161H117ZM131 162H132V160H131ZM155 162H156V160H155ZM168 162H169V160H168ZM170 162H171V161H170ZM181 162H182V161H181ZM0 163H1V162H0ZM2 163H3V162H2ZM6 163H8V162H6ZM19 163H20V162H19ZM52 163H53V162H52ZM52 163H51V164H52ZM69 163H70V162H69ZM81 163H82V162H80V164H81ZM83 163H84V162H83ZM115 163H116V162H115ZM121 163H122V162H121ZM125 163H127V162H125ZM153 163H154V161H153ZM179 163H180V162H179ZM192 163H193V162H192ZM194 163H196V162H194ZM215 163H216V161H215ZM9 164H10V163H9ZM12 164H13V162H12ZM15 164H16V161H15ZM37 164H38V163H37ZM44 164H45V163H44ZM48 164H49V163H48ZM64 164H65V163H64ZM80 164H79V165H80ZM84 164H85V163H84ZM84 164H83V165H84ZM90 164H91V163H90ZM93 164H95V163H93ZM102 164H104V163H102ZM108 164H110V163H106V165H108ZM111 164H112V163H111ZM117 164H118V163H117ZM137 164H138V163H137ZM147 164H148V163H147ZM147 164H146V165H147ZM164 164H165V163H164ZM181 164H183V163H181ZM181 164H180V165H181ZM187 164H188V163L186 162V165H187ZM203 164H204V163H203ZM24 165H26V164H24ZM33 165H34V164H33ZM38 165H39V164H38ZM41 165H42V166H46L47 164H46V165L41 164ZM66 165H67V164H66ZM68 165H70V164H68ZM91 165H92V164H91ZM95 165H96V164H95ZM118 165H120V164H118ZM118 165H117V166H118ZM123 165H124V164H123ZM128 165H129V164H128ZM159 165H160V164H159ZM169 165H170V164H169ZM196 165H197V164H196ZM205 165H206V164H205ZM10 166H11V165H10ZM70 166H71V165H70ZM81 166H82V165H81ZM85 166H86V165H85ZM89 166H90V165H89ZM96 166H97V165H96ZM99 166H100V165H99ZM104 166H105V165H104ZM110 166H111V165H110ZM110 166H108V167H110ZM115 166H116V165H115ZM115 166H114V167H115ZM124 166H125V165H124ZM130 166H131V165H130ZM139 166H140V165H139ZM154 166H155V165H154ZM171 166H172V165H171ZM177 166H178V165H177ZM177 166H176V167H177ZM184 166H185V165H184ZM193 166H194V164H193ZM198 166H199V165H198ZM217 166H218V165H217ZM228 166H230V165H227V167H228ZM11 167H12V166H11ZM17 167H18V166H17ZM19 167H20V166H19ZM50 167H51V166H50ZM66 167H67V166H66ZM73 167H74V166H73ZM82 167H83V166H82ZM82 167H81V168H82ZM90 167H91V166H90ZM94 167H95V166H94ZM111 167H112V166H111ZM147 167H148V166H147ZM151 167L153 168V166H151ZM160 167H161V166H160ZM181 167H182V166H181ZM185 167H187V166H185ZM201 167H202V166H201ZM206 167H207V166H206ZM3 168H4V167H3ZM23 168H25V167H23ZM119 168L121 169V167H119ZM119 168H118V169H119ZM124 168H125V167H124ZM171 168H172V167H171ZM190 168H191V167H190ZM5 169H6V168H5ZM20 169H22V168L20 167ZM41 169H42V168H41ZM46 169H48V168H46ZM54 169H55V168H54ZM69 169H70V168H69ZM83 169H84V168H83ZM89 169H90V168H89ZM101 169H102V168H101ZM101 169H100V170H101ZM110 169H111V168H110ZM120 169H119V170H120ZM126 169H127V168H126ZM149 169H150V166H149ZM176 169H177V168H176ZM183 169H184V168H183ZM197 169H198V168H197ZM228 169H229V168H228ZM228 169H227V170H228ZM234 169H235V167H234ZM8 170L11 171V168L8 169ZM17 170H18V169H17ZM49 170H50V169H49ZM64 170H65V169H64ZM94 170H96V169H94ZM100 170H99V172H100ZM102 170H103V169H102ZM155 170L157 171V169H155ZM184 170H185V169H184ZM186 170H188V169H186ZM190 170H191V169H190ZM199 170H200V169H199ZM204 170H205V169H204ZM204 170H203V171H204ZM216 170H218V169H216ZM18 171H19V170H18ZM18 171H16V172H18ZM21 171H22V170H21ZM24 171H25V170H24ZM26 171H27V170H26ZM26 171H25V172H26ZM34 171H36V169H35ZM41 171H42V170H41ZM47 171H48V170H47ZM125 171H126V170H125ZM158 171H160V170H158ZM162 171H163V170H162ZM231 171H232V170H230V172H231ZM3 172H5V171H3ZM43 172H44V171H43ZM43 172L41 173V175L44 174ZM59 172H61V171H59ZM66 172H67V171H66ZM99 172H97V173H99ZM111 172H112V171H111ZM146 172H147V171H146ZM176 172H177V171H176ZM179 172H181V170H179ZM184 172H185V171H184ZM213 172H215V171H213ZM222 172H223V171H222ZM222 172H221V173H222ZM232 172H234V171H232ZM237 172H238V171H237ZM5 173H6V172H5ZM12 173H13V172H10L9 174H12ZM68 173H69V172H68ZM76 173H77V172H76ZM148 173H149V172H148ZM152 173H153V172H152ZM152 173H150V174H152ZM161 173H162V172H161ZM216 173H217V172H216ZM226 173H227V172H226ZM234 173H235V172H234ZM14 174H16V173H14ZM26 174H27V173H26ZM46 174H47V173H46ZM49 174H51V173H49ZM49 174H48V176L51 177V175H49ZM106 174H107V173H106ZM108 174H110V173H108ZM112 174H114V173H112ZM117 174H118V173H117ZM119 174H120V173H119ZM150 174H149V175H150ZM154 174H155V173H154ZM154 174H153V175H154ZM171 174H172V171H171ZM199 174H200V172H199ZM205 174H206V171H205ZM219 174H220V173H219ZM224 174H225V173H224ZM1 175H2V174H1ZM29 175H30V174H29ZM58 175H60V174H58ZM61 175L63 176V173H62ZM61 175H60V176H61ZM66 175H68V177H70L69 174H66ZM87 175H89V174H87ZM104 175H105V174H104ZM122 175H123V174H122ZM133 175H134V174H133ZM133 175H132V176H133ZM147 175H148V174H147ZM147 175H146V176H147ZM155 175H156V174H155ZM162 175H163V174H162ZM174 175H175V173H174ZM178 175H179V174H178ZM233 175H234V174H233ZM239 175H240V174H239ZM241 175H242V174H241ZM4 176H5V175H4ZM43 176H45V175H43ZM43 176H42V178L46 179V177H43ZM55 176H57V174H56ZM64 176H65V175H64ZM76 176H77V175H76ZM89 176H90V175H89ZM114 176H115V175H114ZM134 176H135V175H134ZM167 176H168V175H167ZM175 176H176V175H175ZM205 176H207V175H205ZM222 176H223V175H222ZM235 176H236V175H235ZM235 176H234V177H235ZM1 177H2V176H1ZM28 177H29V176H28ZM30 177H31V176H30ZM58 177H59V176H58ZM58 177H57V180H58ZM65 177H66V176H65ZM120 177H121V176H120ZM120 177H118V179H119ZM148 177H150V176H148ZM148 177H147V178H148ZM158 177H159V173H158ZM160 177H161V176H160ZM210 177H211V176H210ZM220 177H221V176H220ZM2 178L6 179L5 177H2ZM7 178H8V176H7ZM10 178H11V176H10ZM31 178H32V177H31ZM38 178H39V177H38ZM40 178H41V177H40ZM51 178H53V177H51ZM78 178H79V176H78ZM106 178H107V177H106ZM108 178H110V177H108ZM121 178H122V177H121ZM135 178H136V177H135ZM141 178H142V177H141ZM151 178H152V175H151ZM153 178H154V177H153ZM162 178H163V177H162ZM162 178H161V180H162ZM179 178H180V177H179ZM238 178H239V177H238ZM244 178H245V176H244ZM249 178H250V177H249ZM12 179H13V178H12ZM15 179H17V177H16ZM19 179H20V178H19ZM63 179H65V178H63ZM63 179H62V180H63ZM76 179H77V178H76ZM138 179H139V178H138ZM155 179H156V178H155ZM167 179H168V178H167ZM207 179H208V178H207ZM227 179H229V178H227ZM227 179H225V180H227ZM235 179H236V177H235ZM240 179H241V178H240ZM242 179H243V178H242ZM42 180H43V179H42ZM46 180H47V179H46ZM48 180H49V178H48ZM50 180H51V179H50ZM50 180H49V181H50ZM52 180H53V179H52ZM60 180H61V179H60ZM66 180H67V179H66ZM69 180H70V179H69ZM77 180H78V179H77ZM84 180H85V179H84ZM115 180H117V178H116ZM130 180H131V179H130ZM208 180H210V178H209ZM212 180H213V179H212ZM222 180H223V179H222ZM222 180H221V181H222ZM243 180H244V179H243ZM9 181H11V180H9ZM32 181H33V180H32ZM74 181H75V179H74ZM74 181H73V182H74ZM120 181H121V180H120ZM147 181H148V179H147ZM152 181H154V179H153ZM156 181H157V180H156ZM156 181H155V182H156ZM221 181H220V182H221ZM237 181H238V180H237ZM246 181H247V180H246ZM5 182H6V181H5ZM7 182H8V181H7ZM21 182H22V181H21ZM44 182L47 183L48 181H43V183H44ZM61 182H62V181H61ZM79 182H80V180H79ZM85 182H86V181H85ZM118 182H119V180H118ZM144 182H145V181H144ZM150 182H151V180H150V178H149V183H150ZM163 182H164V180H163ZM209 182H211V180H210ZM239 182H240V181H239ZM239 182H238V183H239ZM242 182H243V181H242ZM244 182H245V181H244ZM13 183H14V182H13ZM19 183H20V182H19ZM39 183H40V182H39ZM45 183L42 184V185H45ZM48 183H50V182H48ZM48 183H47L44 187H47ZM77 183H78V182H77ZM120 183H121V182H120ZM124 183H125V182H124ZM126 183H127V182H126ZM158 183H159V180H158ZM158 183H157V184H158ZM164 183H165V182H164ZM183 183H184V182H183ZM213 183H214V182H213ZM245 183H246V182H245ZM15 184H16V183H14V185H15ZM54 184H55V183H54ZM56 184H57V183H56ZM59 184H60V183H59ZM130 184H131V183H130ZM155 184H156V183H155ZM175 184H176V183H175ZM177 184L180 185V183H177ZM228 184H229V182H228ZM232 184H234V183L232 182ZM239 184H240V183H239ZM243 184H244V183H243ZM6 185H7V183H6ZM6 185H5V186H6ZM32 185H33V184H32ZM52 185H53V184H52ZM68 185L70 186V184H68ZM86 185H87V184H86ZM123 185H124V184H123ZM143 185H144V183H143ZM172 185H173V184H172ZM172 185H171V186H172ZM223 185H225V183H224ZM223 185L220 184V186H223ZM229 185H230V184H229ZM245 185H246V184H244V187H246ZM9 186H10V184H9ZM12 186H13V185H12ZM18 186H19V185H18ZM24 186H25V185H24ZM37 186H38V185H37ZM39 186H40V185H39ZM64 186H66V185H64ZM64 186H62V187H64ZM69 186H68V187H69ZM75 186H76V185H75ZM82 186H83V185H82ZM82 186H81V187H82ZM124 186H126V184H125ZM132 186H134V185H132ZM148 186H149V185H148ZM230 186H231V185H230ZM234 186H236V185H234ZM240 186H241V185H240ZM248 186H249V185H247V187H248ZM252 186H253V185H252ZM22 187H23V184H22ZM25 187H26V186H25ZM33 187H34V185H33ZM44 187H43V188H44ZM50 187H51V185H50ZM71 187H72V186H71ZM79 187H80V186H79ZM118 187H119V186H118ZM150 187H151V186H150ZM214 187H215V186H214ZM214 187H213V188H214ZM249 187H250V186H249ZM249 187H248V188H249ZM6 188H8V187L6 186ZM12 188H13V187H12ZM48 188H49V186H48ZM51 188H52V187H51ZM60 188H61V187H60ZM83 188H84V187H83ZM83 188H82V189H83ZM88 188H89V187H88ZM92 188H93V187H92ZM134 188H135V187H134ZM144 188H145V187H144ZM183 188H184V187H183ZM211 188H212V187H211ZM213 188H212V189H213ZM241 188H242V187H241ZM251 188H252V187H251ZM8 189H9V188H8ZM20 189L22 190L21 187H20ZM20 189H19V190H20ZM26 189H27V188H26ZM33 189H34V188H33ZM54 189H56V188H54ZM66 189H68V188L66 187ZM72 189H73V191L75 190L74 187H73ZM82 189H81V190H82ZM84 189H85V188H84ZM89 189H90V188H89ZM139 189H140V188H139ZM175 189H176V187H175ZM177 189H178V188H177ZM209 189H210V188H209ZM237 189H238V187H237ZM4 190H5V189H4ZM44 190H45V192H46V188H45ZM58 190H59V189H58ZM61 190H62V189H61ZM76 190H77V189H76ZM76 190L74 191V192H75L74 195L76 194ZM135 190H136V189H135ZM169 190H170V189H169ZM230 190H231V189H230ZM240 190H241V189H240ZM247 190H248V189H247ZM22 191H23V190H22ZM30 191H31V190H30ZM47 191H48V190H47ZM53 191H54V190H53ZM71 191H72V190H71ZM71 191H70V192H71ZM73 191H72V192H73ZM98 191H99V190H98ZM124 191H125V189H124ZM124 191H123V192H124ZM127 191L129 192V190H127ZM130 191H131V190H130ZM137 191H138V190H137ZM139 191H140V190H139ZM158 191H159V190H158ZM223 191H224V190H223ZM13 192H14V191H13ZM32 192H33V191H32ZM42 192H43V191H42ZM63 192H64V191H63ZM72 192H71V193H72ZM91 192H92V191H91ZM125 192H126V191H125ZM125 192H124V193H125ZM180 192H181V191H180ZM217 192H218V191H217ZM243 192H244V190H243ZM243 192H242V193H243ZM2 193H3V192H2ZM2 193H1V194H2ZM7 193H9V192H7ZM15 193H16V192H15ZM34 193H35V192H34ZM34 193H31V194H34ZM47 193H49V192H47ZM67 193H68V192H67ZM95 193H96V192H95ZM124 193H122V194H124ZM136 193H137V192H136ZM149 193H150V192H149ZM159 193H160V192H159ZM176 193H177V192H176ZM207 193H208V192H207ZM211 193H212V192H211ZM228 193H229V192H228ZM228 193H227V194H228ZM242 193H241V194H242ZM252 193L254 194L253 191H252ZM5 194H6V193H5ZM11 194H12V193H11ZM11 194H10V195H11ZM19 194H20V193H19ZM54 194H55V193H54ZM116 194H117V192H116ZM127 194H128V193H127ZM127 194H126V195H127ZM129 194H130V193H129ZM137 194H138V193H137ZM147 194H148V193H147ZM147 194H146V195H147ZM164 194H165V193H164ZM217 194H218V193H217ZM223 194H224V193H223ZM230 194H231V192H230ZM232 194H233V193H232ZM244 194H245V193H244ZM48 195H49V194H48ZM51 195H52V193H51ZM55 195H56V194H55ZM69 195H70V193H69ZM133 195H134V194H133ZM138 195H139V194H138ZM151 195H152V194H151ZM212 195H213V194H212ZM234 195H235V194H234ZM246 195H248V193H247ZM34 196H35V195H34ZM49 196H50V195H49ZM53 196H54V195H53ZM53 196H50L49 199H51V197H53ZM56 196H57V195H56ZM56 196H55V197H56ZM58 196H60V195H58ZM78 196H80V195H78ZM84 196H85V195H84ZM140 196H141V195H140ZM210 196H211V195H210ZM225 196H226V195H225ZM254 196H255V195H254ZM11 197H12V196H11ZM41 197H42V196H41ZM63 197H65V196H63ZM63 197H62V198H63ZM76 197H77V196H76ZM131 197H132V196H131ZM1 198H2V197H1ZM31 198H32V197H31ZM45 198H46V200H47V197H46V196H45ZM53 198H54V197H53ZM70 198H71V197H70ZM82 198H83V197H82ZM124 198H125V197H124ZM142 198H143V197H142ZM215 198H216V197H215ZM239 198H240V197H239ZM242 198H243V197H242ZM255 198H256V197H255ZM29 199H30V198H29ZM33 199H35V197H34ZM49 199H48V200H49ZM58 199H59V198H58ZM65 199H66V198H65ZM77 199H78V198H77ZM84 199H85V198H84ZM131 199H132V198H131ZM143 199H145V198H143ZM244 199H245V198H243V200H244ZM0 200H1V199H0ZM3 200H4V199H3ZM14 200H15V199H14ZM14 200H13V201H14ZM35 200H36V199H35ZM42 200H43V199H42ZM42 200H41V201H42ZM54 200H55V199H54ZM132 200H133V199H132ZM207 200H208V199H207ZM223 200H224V199H223ZM15 201H16V200H15ZM20 201H21V200H20ZM22 201H23V199H22ZM30 201H31V200H30ZM41 201H40V202H41ZM70 201H71V200H70ZM73 201H74V200H73ZM80 201L82 202V200H80ZM144 201H145V200H144ZM210 201H211V200H210ZM231 201H232V200H231ZM8 202H9V200H8ZM17 202H18V201H17ZM65 202H66V201H65ZM74 202H76V201H74ZM18 203H19V202H18ZM18 203H17V204H18ZM20 203H21V202H20ZM27 203H29V202H27ZM46 203H49V202L46 201ZM50 203H51V201H50ZM54 203H55V202H54ZM56 203H57V202H56ZM90 203L92 204L91 201H90ZM131 203H132V202H131ZM221 203H222V202H221ZM248 203H249V201H248ZM248 203H247V206L250 208V206L248 205ZM257 203H258V202H257ZM42 204H43V203H42ZM61 204H62V203H61ZM64 204H65V203H64ZM67 204H68V203H67ZM86 204H87V203H86ZM132 204H133V203H132ZM134 204H135V203H134ZM147 204H149V203H147ZM230 204H231V203H230ZM7 205H9V204H7ZM11 205H14V202H13V204L11 203ZM18 205H19V204H18ZM20 205H21V204H20ZM23 205L25 206V204H23ZM47 205H48V204H47ZM47 205H46V206H47ZM84 205H85V204H84ZM215 205H216V203H215ZM245 205H246V203H245ZM253 205H254V203H253ZM5 206H6V205H5ZM14 206H15V205H14ZM24 206H23V207H24ZM29 206H32V205H29ZM33 206H34V205H33ZM44 206H45V205H43V207H44ZM60 206H61V205H60ZM60 206H59V207H60ZM71 206H72V205H71ZM82 206H83V205H82ZM147 206H148V205H147ZM157 206H159V205H157ZM234 206H235V205H234ZM256 206H257V205H256ZM0 207H2V204H1ZM9 207H10V206H9ZM36 207H37V206H36ZM54 207H55V206H54ZM2 208H3V207H2ZM4 208H5V207H4ZM60 208H61V207H60ZM70 208H71V207H70ZM75 208H76V207H75ZM81 208H82V207H81ZM83 208H85V207H83ZM210 208H211V207H210ZM242 208H243V207H242ZM249 208H246V209H249ZM7 209H9V208H6L5 210H7ZM13 209H14V208L12 207V211H13ZM27 209H28V208H27ZM30 209H31V208H30ZM30 209H28V210H30ZM46 209H47V208H46ZM46 209H45V210H46ZM213 209H214V208H213ZM257 209H258V208H257ZM2 210H3V209H2ZM33 210H34V209H33ZM51 210H52V209H51ZM59 210H60V209H59ZM82 210H83V209H82ZM159 210H160V209H159ZM162 210H163V209H162ZM250 210H251V209H250ZM3 211H4V210H3ZM16 211H17V210H16ZM18 211H19V210H18ZM23 211H24V210H23ZM34 211L37 212L38 210H37V211L34 210ZM47 211H48V209H47ZM87 211H89V209H88ZM235 211H236V210H235ZM243 211H244V210H243ZM246 211H247V210H246ZM256 211H258V210H256ZM8 212H9V211H8ZM26 212H27V211H26ZM28 212H29V211H28ZM31 212H33V211H31ZM50 212H51V211H50ZM247 212H248V211H247ZM247 212H246V214H247ZM253 212H254V211H253ZM1 213H2V212H1ZM14 213H15V212H14ZM23 213H24V212H23ZM83 213H84V212H83ZM161 213H162V212H161ZM249 213H250V212H249ZM254 213H255V212H254ZM257 213H258V212H257ZM9 214H10V213H9ZM20 214H21V213H20ZM24 214H26V213H24ZM28 214H29V213H28ZM28 214H27V215H28ZM31 214H32V213H31ZM48 214H49V212H48ZM65 214H66V213H65ZM204 214H205V212H204ZM250 214H251V213H250ZM37 215H38V214H37ZM51 215H52V214H51ZM79 215H80V214H79ZM87 215H88V214H87ZM231 215H232V214H231ZM241 215H242V214H241ZM258 215H259V214H258ZM5 216H6V215H5ZM22 216H23V215H22ZM24 216H26V215H24ZM29 216H30V215H29ZM29 216H28V217H29ZM48 216H49V215H48ZM166 216H167V215H166ZM207 216H208V215H207ZM249 216H250V215H249ZM254 216H255V215H254ZM32 217H33V216H32ZM34 217H35V216H34ZM53 217H55V216H53ZM58 217H59V216H58ZM205 217H206V216H205ZM212 217H213V216H212ZM247 217H248V216H247ZM255 217H256V216H255ZM15 218H16V217H15ZM18 218H19V217H18ZM20 218H21V217H20ZM23 218H24V217H23ZM55 218H56V217H55ZM167 218H168V217H167ZM171 218L173 219V217H171ZM213 218H214V217H213ZM232 218H234V217H232ZM5 219H6V218H5ZM21 219H22V218H21ZM24 219H25V218H24ZM80 219H81V218H80ZM165 219H166V218H165ZM165 219H163V220H165ZM172 219H171V220H172ZM251 219L253 220V214H252ZM255 219H256V218H255ZM8 220H9V219H8ZM18 220H19V219H18ZM22 220H23V219H22ZM40 220H41V218H40ZM50 220H51V219H50ZM54 220H55V219H54ZM67 220H68V219H67ZM159 220H160V219H159ZM173 220H174V219H173ZM175 220H176V219H175ZM201 220H202V219H201ZM249 220H250V218H249ZM252 220H251V221H252ZM32 221H34V220H32ZM48 221H49V219H48ZM168 221H169V220H168ZM214 221H216V220L214 219ZM234 221H235V219H234ZM247 221H248V220H247ZM253 221H254V220H253ZM256 221H257V220H256ZM258 221H259V219H258ZM262 221H263V219H262ZM22 222H23V221H22ZM27 222H28V221H27ZM35 222H36V220H35ZM38 222H39V221H38ZM38 222H37V223H38ZM42 222H43V220H42ZM172 222H174V221H172ZM237 222H238V221H237ZM2 223H3V222H2ZM20 223H21V222H20ZM33 223H34V222H33ZM43 223H44V222H43ZM159 223H160V222H159ZM175 223H177V222H175ZM238 223H239V222H238ZM241 223H242V222H241ZM246 223H247V222H246ZM250 223H251V222H250ZM0 224H1V223H0ZM4 224H5V223H4ZM8 224H10V223H8ZM168 224H169V223H168ZM236 224H237V223H236ZM251 224H252V223H251ZM262 224H263V223H262ZM31 225H32V224H31ZM44 225H45V224H43V226H44ZM59 225H60V224H59ZM52 226H53V225H52ZM186 226H187V225H186ZM48 227H49V226H48ZM163 227H164V226H163ZM165 227H166V226H165ZM169 227H170V226H169ZM207 227H208V226H207ZM12 228L14 229L15 227L12 226ZM21 228H22V227H21ZM23 228H24V227H23ZM29 228H30V227H29ZM46 228H47V227H46ZM46 228H45V229H46ZM177 228H178V226H177ZM210 228H211V227H210ZM220 228H221V227H220ZM17 229H19V228H17ZM45 229H44V230H45ZM47 229H48V228H47ZM167 229H168V228H167ZM167 229H166V230H167ZM179 229H180V228H179ZM189 229H190V228H188V230H189ZM211 229H212V228H211ZM211 229H210V230H211ZM221 229H222V228H221ZM235 229H236V228H235ZM246 229H247V228H246ZM5 230H6V229H5ZM175 230H176V229H175ZM180 230H181V229H180ZM193 230H194V228H193ZM195 230H196V229H195ZM218 230H219V227H218ZM227 230H228V229H227ZM10 231H11V230H10ZM36 231H37V230H36ZM47 231H48V230H47ZM183 231H184V230H183ZM213 231H214V230H213ZM221 231H222V230H221ZM24 232H25V231H24ZM27 232H28V231H27ZM31 232H32V231H31ZM180 232H181V231H180ZM180 232H179V235H180ZM214 232H215V231H214ZM234 232H235V231H234ZM240 232H241V231H240ZM21 233H22V232H21ZM28 233H29V232H28ZM36 233H37V232H36ZM55 233H56V231H55ZM159 233H160V232H159ZM159 233H158V234H159ZM176 233H177V232H176ZM185 233H186V232H185ZM187 233H188V232H187ZM187 233H186V234H187ZM209 233H210V232H209ZM231 233H232V232H231ZM235 233H236V232H235ZM4 234H5V233H4ZM34 234H35V233H34ZM38 234H39V233H38ZM188 234H189V233H188ZM218 234H219V233H218ZM221 234H222V233H221ZM236 234H237V233H236ZM255 234H256V233H255ZM2 235H3V234H2ZM17 235H18V234H17ZM17 235H16V236H17ZM25 235H26V234H25ZM129 235H130V234H129ZM179 235L177 234V237H178ZM227 235H228V234H227ZM230 235H231V234H230ZM18 236H19V235H18ZM45 236H46V235H45ZM51 236H53V235H51ZM107 236H108V235H107ZM212 236H213V235H212ZM251 236H252V235H251ZM255 236H256V235H255ZM19 237H20V236H19ZM22 237H23V236H22ZM27 237H28V236H27ZM167 237H168V236H167ZM173 237H174V236H173ZM180 237H181V235H180ZM180 237H179V238H180ZM220 237H221V236H220ZM222 237H223V236H222ZM38 238H39V237H38ZM168 238H169V237H168ZM179 238H178V239H179ZM188 238H189V237H188ZM223 238H224V237H223ZM21 239H23V238H21ZM21 239H20V241H21ZM157 239H158V238H157ZM183 239H184V238H183ZM219 239H220V238H219ZM227 239H228V237H227ZM252 239H253V237H252ZM262 239H263V238H262ZM18 240H19V239H18ZM32 240H33V239H32ZM63 240H64V239H63ZM65 240H66V239H65ZM161 240H162V239H161ZM22 241H23V240H22ZM49 241H50V240H49ZM152 241H153V240H152ZM156 241H157V240H156ZM159 241H160V240H159ZM185 241H186V240H185ZM189 241H190V240L186 241V243L188 242V244H189ZM216 241H217V240H216ZM255 241H256V239H255ZM257 241H258V239H257ZM257 241H256V242H257ZM1 242H2V241H1ZM32 242H33V241H32ZM166 242H167V240H166ZM178 242H179V240H178ZM180 242H182V240H180ZM212 242H213V241H212ZM221 242H222V241H221ZM221 242H220V240H219V243H221ZM39 243H40V242H39ZM44 243H45V242H44ZM48 243H49V242H48ZM52 243H53V242H52ZM65 243H66V242H65ZM149 243H150V242H149ZM163 243H164V242H163ZM184 243H185V242H183V244H184ZM206 243H207V242H206ZM253 243H254V242H253ZM1 244H2V243H1ZM27 244H28V243H27ZM49 244H50V243H49ZM63 244H64V243H63ZM67 244H68V243H67ZM191 244H192V243H191ZM212 244H213V243H212ZM214 244H215V243H214ZM221 244H222V243H221ZM259 244H260V241H259ZM64 245H66V244H64ZM152 245H153V244H152ZM152 245H151V246H152ZM166 245H167V244H166ZM222 245H223V244H222ZM228 245H229V243H228ZM241 245H242V243H241ZM253 245H254V244H253ZM23 246H24V245H23ZM26 246H27V245H26ZM30 246H33V245H30ZM37 246H38V245H37ZM37 246H36V248H37ZM51 246H52V245H51ZM153 246H155V245H153ZM169 246H170V245H169ZM171 246H173V245H171ZM184 246H185V245H184ZM237 246H238V245H237ZM257 246H258V245H257ZM257 246H256V247H257ZM65 247H66V246H65ZM160 247H161V246H160ZM163 247H164V246H163ZM187 247H189V246H187ZM192 247H193V245H192ZM225 247H226V246H225ZM235 247H236V246H235ZM235 247H233V248H235ZM1 248H2V247H1ZM38 248H39V247H38ZM41 248H42V247H41ZM68 248H69V247H68ZM68 248H66V250H67ZM168 248H169V247H168ZM177 248H179V247H177ZM196 248H197V247H196ZM202 248H203V246H202ZM2 249H3V248H2ZM39 249H40V248H39ZM155 249H157V248L155 247ZM166 249H167V248H166ZM179 249H182V248H179ZM185 249H186V248H185ZM209 249H210V247H209ZM242 249H243V248H242ZM24 250H25V249H24ZM24 250H23V251H24ZM45 250H46V246H45ZM189 250H190V249H189ZM200 250H201V249H200ZM217 250H218V249H217ZM20 251H21V250H20ZM28 251H29V250H28ZM28 251H27V252H28ZM67 251H68V250H67ZM67 251H66V252H67ZM149 251H150V250H149ZM182 251H183V250H182ZM185 251H186V250H185ZM191 251H192V250H191ZM194 251H195V250H194ZM231 251H232V250H231ZM235 251H236V250H235ZM2 252H3V251H2ZM53 252H54V251H53ZM161 252H162V250H161ZM202 252H203V251H202ZM223 252H224V250H223ZM255 252H256V251H255ZM255 252H254V253H255ZM24 253H25V252H24ZM37 253H38V252H37ZM41 253H42V252H41ZM48 253H49V252H48ZM51 253H52V252H51ZM51 253H50V254H51ZM149 253H150V252H149ZM182 253H183V252H182ZM205 253H206V252H205ZM233 253H234V252H233ZM252 253H253V252H252ZM16 254H17V252H16ZM64 254H65V251H64ZM67 254H68V252H67ZM165 254H166V253H165ZM174 254H175V253H174ZM174 254H173V255H174ZM179 254H180V252H179ZM191 254H192V253H191ZM217 254H218V252H217ZM226 254H227V253H226ZM226 254H225V255H226ZM263 254H264V253H263ZM18 255H19V254H18ZM34 255H35V254H34ZM34 255H33V256H34ZM48 255H49V254H48ZM152 255H153V253H152ZM152 255H151V256H152ZM170 255H171V253H170ZM183 255H184V254H183ZM188 255H189V254H188ZM194 255H195V253H194ZM205 255H206V254H205ZM214 255H215V254H214ZM260 255L262 256V254H260ZM5 256H6V255H5ZM42 256H43V255H42ZM63 256H65V255H63ZM68 256H69V255H68ZM120 256H121V255H120ZM141 256H142V255H141ZM145 256H146V255H145ZM160 256H161V255H160ZM263 256H264V255H263ZM18 257H19V256H18ZM37 257H38V256H37ZM43 257H44V256H43ZM66 257H67V255H66ZM66 257H65V258H66ZM148 257H149V255H148ZM155 257H156V256H155ZM157 257H158V256H157ZM161 257H162V256H161ZM184 257H185V256H184ZM184 257H183V258H184ZM191 257H192V256H191ZM210 257H211V256H210ZM226 257H227V256H226ZM6 258H7V257H6ZM8 258H10V257H8ZM69 258H70V257H69ZM125 258H126V256H125ZM192 258H194V257H192ZM196 258H197V257H196ZM17 259H18V258H17ZM31 259H32V257H31ZM39 259H40V258H39ZM50 259H51V258H50ZM121 259H122V258H121ZM129 259H130V258H129ZM167 259H168V258H167ZM212 259H213V258H212ZM252 259H253V257H252ZM10 260H11V258H10ZM12 260H13V259H12ZM33 260H34V259H33ZM46 260H47V259H46ZM54 260H57V257H56V259H54ZM66 260H67V259H65V261H66ZM69 260H70V259H69ZM71 260H72V259H71ZM130 260H131V259H130ZM132 260H133V258H132ZM159 260H161V259H159ZM174 260H175V259H174ZM174 260H173V261H174ZM216 260H217V259H216ZM8 261H9V260H8ZM13 261L15 262V260H13ZM13 261H12V262H13ZM52 261H53V260H52ZM65 261H64V262H65ZM123 261H124V260H123ZM128 261H129V260H128ZM149 261H150V260H149ZM184 261H185V260H184ZM10 262H11V261H10ZM16 262H17V260H16ZM19 262H20V261H19ZM19 262H18V263H19ZM21 262H22V261H21ZM30 262H31V261H30ZM35 262H36V261H35ZM38 262H39V261H38ZM62 262H63V261H62ZM132 262H133V261H132ZM137 262H138V260H137ZM177 262H178V261H177ZM180 262L182 263L183 261H180ZM204 262H205V261H204ZM31 263H32V262H31ZM74 263H75V261H74ZM138 263H139V262H138ZM145 263H146V262H145ZM145 263H144V264H145ZM150 263H151V262H150ZM152 263H153V262H152ZM158 263H159V262H158ZM174 263H176V262H174ZM183 263H184V262H183ZM214 263H215V260H214ZM224 263H225V261H224ZM231 263H232V262H231ZM259 263H260V262H259ZM7 264H9V263H7ZM19 264H20V263H19ZM27 264H28V263H27ZM128 264H129V263H128ZM133 264H134V262H133Z\"/></svg>", "mask_w": 264, "mask_h": 264}]
</instances>
